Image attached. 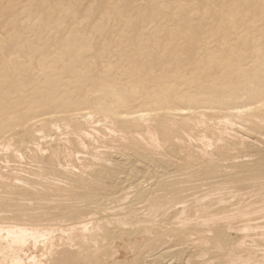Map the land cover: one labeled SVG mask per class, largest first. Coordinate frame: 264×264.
<instances>
[{
  "label": "rangeland",
  "instance_id": "374dc122",
  "mask_svg": "<svg viewBox=\"0 0 264 264\" xmlns=\"http://www.w3.org/2000/svg\"><path fill=\"white\" fill-rule=\"evenodd\" d=\"M229 49H232V50H229ZM263 67H264V0H0V145H1L0 146V183L2 182L0 185L1 186L0 189H2L0 190L1 191L0 194H2L3 192L4 194H2V197H4L3 195H5L3 199L2 197H0L1 199L0 200V217H1L0 220L1 219L7 220V221L13 220V221L22 222V223L24 222L31 223L35 221L33 223L52 224V225L55 224V226L57 225L59 226L60 224L62 226L63 223L64 225H67V223L76 224V221L74 220H77V223H78L80 220L84 218L88 220V222L92 219L90 221L92 224L89 222L90 226L88 225L90 229L91 227L92 228L95 227L94 225L97 223L101 225L102 223L103 225L104 223L105 225L108 223L106 226H108L109 228L111 227V229L113 230V229H116L115 224L118 223L117 221L121 219L122 223L121 222L120 223L123 227H121V225L118 223L117 225L118 226L120 225V226L117 227L116 229L118 230L119 228L118 230V232L120 231L119 234H112V235H116L117 237L116 238L114 236L108 237L106 239L107 241L106 240L102 241L106 247L102 245L103 247L100 249V252L98 253V256H97V258L99 259L96 258V260H99V261L93 260L92 264H104V263L105 264H113V263L114 264H118V263L119 264H133V262L134 264H142V263L143 264H152V263L153 264H166L167 261H168L167 264H172V263L178 264L179 263L178 260L180 261V264L182 262H183L182 264H186L185 263L186 260L188 261L187 263L189 264L190 262L191 264H200V263L205 264L204 260H206V258H208L207 260H209V258L212 259L213 256L214 258L212 260H209V262L206 260V264H209V263L210 264H223V263L229 264L227 262L229 261L228 259L231 257L230 255L234 256L236 255V253L241 254V256H243L244 258H247L246 256H248V258L251 257L250 258L251 262L248 261V264H252V263L264 264V260H262L264 259V257L263 256H262L263 258L260 257V255H264L262 254V252L264 253V248H263L264 232L262 231L264 229L261 228L262 229L261 230L259 228V224L260 226L262 224L264 228V220L261 219V217L264 218V215H263L264 200H262L264 199V193L261 190V189L264 190V187H263L264 185L263 177L264 176L262 173L264 172L262 171L264 170V157H263L264 138H262V136H264V129H263L264 128V123H263L264 116H262V114L264 113V105H262L264 104V101H263L264 100V86H263L264 85V68ZM260 84L263 87L261 86L260 88ZM258 86L260 89L256 88ZM252 87L254 89L255 88L258 89L257 91L255 90V92H253L254 98L252 97L253 93L250 91ZM252 91L254 90L252 89ZM258 91L262 93L263 95L259 94ZM245 92H247L248 94ZM195 98L196 100H198V102L195 100ZM209 99H210V104L212 106L210 104H206L209 101ZM247 99L248 100L251 99L250 101H253V103L250 101H247ZM205 100H207V102L204 103ZM212 100L213 102L216 101V105L213 102H211ZM217 101L221 106L217 105L218 104ZM221 101H224V103ZM243 102L247 104L245 106L248 107L250 104L252 107L250 108L249 106V108H247L243 106L244 105ZM196 104L198 107L195 106ZM199 104L200 106L206 105L204 106L206 108L204 107L199 108L200 107ZM240 104H242L241 108L245 107V110L239 109ZM233 105H235L236 107L230 108ZM255 105H257L256 108H255ZM174 106H175V109L177 108L180 109L183 106H184L183 107L184 109L187 108L186 111L188 113L185 116H183L184 120H183L182 115H181L182 118H180L181 120L179 119L180 115L173 116V113L175 112L176 114L177 113L176 111L178 110L177 109L175 111H172L174 110ZM189 106L190 108L191 107L193 108L188 109ZM215 106H216V109H215ZM194 107L196 108L194 109ZM233 108L238 109V112L236 109H233ZM109 109L110 111H112L111 114H113L114 112L113 118L110 115ZM148 109L149 110L152 109L149 112H153V110H155V112L157 113L151 114L148 112ZM136 110L138 111L143 110L141 114H144L145 112L146 116L140 115L141 117L140 116L138 117L140 112L138 113L136 112ZM107 111L109 113H106ZM242 111L249 113V115L247 113L244 114V112ZM84 112H87V113L91 112L89 113L90 117L91 115H94L96 118L92 116L93 121L91 119L90 122H85V120H82V119L83 118L85 119V116L83 117V115L87 113H84ZM167 112L169 114H167ZM197 112H199L200 115L199 114L196 115ZM253 112L256 113V115ZM117 113L119 114L117 115ZM127 113L129 114L127 115ZM251 113L254 114L259 120L258 119L253 120L254 118L252 117V120H253L252 121L250 119V116H254V115H252ZM131 114H134L133 116L134 117L136 116V118L132 117V120L129 121V119H131V116H132ZM155 114L159 116V117L157 116L158 117L157 122H156ZM219 114H223V115H219ZM238 114L240 115L242 114L240 116L241 118L238 116ZM246 114L247 116L244 117L243 115H246ZM152 115L154 117H152ZM224 115L225 116L227 115L228 121H225V117L224 118L222 117ZM228 115L232 119L229 118ZM235 115L236 117H234ZM257 115H259V117ZM73 116L74 118L75 117L76 118L75 119L72 118ZM205 116H207L208 118L206 119ZM64 117L66 119H64ZM77 117L80 119H78ZM160 117L163 118L164 121ZM170 117L172 118L174 117L175 120L173 119L172 121V118ZM220 117L223 120H220ZM100 118L104 120H101ZM209 118H212V119H209ZM133 119H136V120H133ZM144 119H148V120H145L146 121L145 124H144ZM153 119L154 121H152ZM170 119L173 125H169L171 124ZM233 120L234 122H232ZM66 121L70 124H68ZM79 121H81V123ZM160 121H162L164 124ZM218 121L220 123H217ZM229 121L231 123H229ZM65 122L68 125L67 128H66L67 125ZM83 122L87 124H84ZM226 122L228 123L226 124ZM253 122L257 126H254L252 124ZM259 122H261L260 125L262 123L263 124L260 126L257 124ZM200 123L201 125L205 124L207 128H205L204 125L198 126V124ZM232 123H233L232 127L234 129L231 128V126L230 127L228 126V124L231 125ZM149 124L152 126H150ZM189 124L190 125L192 124L191 125L192 127ZM216 124L218 126H216ZM224 124L227 126H225ZM244 124L247 127L241 128L244 126ZM220 125H221V128H219ZM240 125L242 126L240 127ZM75 126L76 128H74ZM147 126H150L153 128H150V127L147 128ZM164 126L165 127L167 126L169 129L167 127L165 128ZM196 126L198 129L196 128ZM223 126H224V129L222 128ZM200 127L202 129H207V130L202 131ZM235 127L237 128L239 127V129ZM79 128H81L82 130L80 129L79 131ZM215 128H218V129L216 130ZM229 128L232 131H230ZM257 128L258 129L260 128V130L263 129L262 130L263 132L258 130ZM235 129L238 134H236ZM243 129H246V130H243ZM75 130H76V133H75ZM153 130H155L156 132L154 131L155 132L154 133ZM169 130L170 132H173V133L172 134L169 133ZM73 131H74V134L71 133ZM89 131H91V134ZM93 131H95L96 133ZM145 131L149 132L151 136L153 135L152 137L156 139L155 144L149 143L147 136H150V134ZM222 131L223 132L226 131V135L225 133L222 134ZM85 132L87 133V135L85 134ZM164 132L165 134H167L166 136H164L165 135ZM227 132L228 133L231 132V134L233 132V134L235 135L233 136L231 134H228L229 135L228 136ZM241 132L242 134H240ZM256 132L257 134L260 133V137L258 134V136L256 135L257 137L253 136L254 137L253 139L251 135L256 134ZM79 133L81 134V136ZM246 133L249 135H247ZM261 133L263 135H261ZM134 134L139 139L137 137L134 138L135 137ZM221 134L223 135V137L225 136L226 137L225 138L222 137L223 138L222 139ZM239 134H240V137L238 136ZM90 135L92 136V138L90 137ZM141 135L142 136L144 135V136L142 137ZM88 136H89V139L91 138L90 140L86 139ZM241 136L243 138H241ZM208 137L211 140H209ZM219 138H221V140ZM142 139H144V142H142L143 141ZM145 139L149 144L145 141ZM158 139L160 140V142L158 141ZM240 139L244 141L245 143L242 142ZM75 140H76V143H75ZM253 140H256L257 142L256 141L254 142ZM7 141H8V144H7ZM80 141L81 142L84 141L83 142L84 144L81 143ZM223 141L226 143H224ZM77 142L79 143L78 146H77ZM229 142L233 146L231 145L232 148L229 149L230 151H227L228 149L227 148L225 149V147L230 146L228 145ZM236 142H238L239 144ZM13 143H15L16 145L14 144L13 146ZM145 143H147V145ZM37 144L38 145L40 144V146H38ZM215 144L219 145L218 148ZM223 144H225L226 146L225 145L222 146ZM250 144L253 146H250ZM144 145H146L147 148L149 147L148 145L154 146V148L156 146V148L153 150V147L150 146V150L149 148L146 149V147H144L145 148L144 149L142 147ZM238 145H240L239 146L240 148H242L244 145L245 147L240 149ZM10 146L11 147L13 146L15 149H17V150L14 149L16 154L14 151L11 152L13 148L11 150ZM258 146H259V149H258ZM55 147L57 149L59 148V150H57ZM82 147L83 149H81ZM52 148L54 149L52 150ZM36 149H39V150H36ZM205 149L207 152H205ZM260 149L262 150L260 151ZM250 150L253 152H250ZM17 152L19 154L21 152L20 157H17V155L19 156ZM54 152L56 153L58 152V153L56 154ZM67 152H68V155L66 154ZM96 152L97 154L101 155V157L96 156L95 155ZM252 153L253 155H255L256 158H257V154H259L258 156H260L261 154L262 155L256 159L254 158L253 155H251ZM54 154L55 156L53 157ZM248 154L249 156H246ZM203 155H205L204 157H202L203 160H201L202 158L199 159ZM214 156H215V159H214ZM211 157L214 159V161ZM207 158H208V162H207ZM250 159H253L258 164H255V162ZM70 160L72 162H70ZM238 161L240 162L242 161V162L240 163ZM247 161L249 162L247 163ZM210 162L212 163V166ZM220 162H222V164ZM235 162H238L237 165ZM249 163L253 164L254 166L251 165V167H249L250 166ZM218 164H220L219 167H217ZM245 164H248L249 166ZM64 165L68 168L64 167ZM257 165H259V167ZM242 166H245V167L242 168ZM104 168H106V170ZM258 168L261 170H259ZM108 169H110V171L111 169L113 171H116L117 174L116 172L111 171V173L113 172L112 174L114 176L110 175L109 174L110 171ZM214 169L217 171H215ZM107 170L109 172H107ZM96 171L98 175H95L97 174ZM253 172L257 173L256 176L258 178L250 175ZM100 173L103 175L105 173V175L100 176L99 175ZM259 174L261 176H259ZM115 175H117L119 178H117V176L115 177ZM18 176L21 178V181H20V178L18 179ZM77 176L78 178L82 177V179L79 180ZM140 176L141 178L142 177L143 178L140 179ZM2 177H4V179ZM106 177H109V179L111 177V179L115 181L111 182V180L107 179ZM16 178L18 180H14ZM49 179L51 180L49 181ZM58 179L64 182L59 183L60 181H58ZM125 179L127 180L125 181ZM56 180L58 182H56ZM120 180H123V181L121 182ZM134 180L136 184L133 183ZM10 181L11 182L13 181V183H11ZM102 181H105V182H102ZM106 181H108V183ZM261 181L262 183L259 184ZM22 182L24 183V185ZM41 182L44 184H41ZM65 182L67 184H65ZM109 182H111L110 186H109ZM25 183L28 187L25 186ZM30 183L32 185H30ZM45 183L49 185L51 184L52 189L50 188L49 185H46ZM52 183L58 184L56 186L57 188L59 186V189H57L55 184H52ZM70 183L71 184L73 183L72 184L73 186ZM113 183L116 185L115 186L116 188H117V185L118 187L119 186L121 187V188L120 187L117 188L118 189L117 192H115L116 188H114ZM37 184H39V186L40 185H43V186L37 187L38 186ZM63 184H65V186L67 185V187L65 188ZM77 184H80V185L77 186ZM258 184L261 185L262 187L261 186L259 187ZM7 185L10 186L11 189H9ZM70 185L72 186V188L75 186L74 189H72ZM123 185L124 186L127 185V186H125L124 188ZM136 185L138 187L135 188ZM29 186H32V188L34 186L37 190L36 189L33 190ZM61 186H64V187H61ZM68 186L71 189L68 190L69 188ZM79 186H82L83 188ZM255 186L257 187V190ZM16 187L20 189H17ZM42 187L43 188L46 187V189H51V190L56 188L57 190H59V192L60 191L61 192L57 194L58 193L57 190L55 192V190L54 191L46 190V189H43ZM84 187L86 188L84 189ZM217 187L220 188L221 190L217 189ZM41 188L44 190L43 192ZM62 188L64 191L62 190ZM79 188L83 192L84 190L88 189L87 192L89 196L86 195L87 194L86 191H85V194H83L82 191L79 192ZM91 188L93 189L89 190ZM130 188H132V190H130ZM113 189H115L113 191L115 194L112 192ZM10 190H12L13 192ZM98 190L101 191L100 192L101 194L99 193ZM105 190H107L106 194H105ZM123 190H127V191H123ZM138 190L139 191L141 190V191L139 192ZM235 190L237 191V194ZM252 190H255V191H252ZM34 191H35V194L38 193L35 196L32 195L34 194ZM109 191L111 192L107 194ZM127 192L128 193L130 192V193L127 194ZM208 192L211 195V197H209L211 199L208 198ZM229 192L231 194H229ZM234 192L236 194L235 198L233 197L235 195L233 194ZM9 193L11 195H8ZM40 193L41 195H39ZM61 193H62V196L64 194H68V195H65L64 197H62ZM121 193L126 194L129 197L127 196L125 197V195H122ZM212 193H214L215 195L213 194L214 196H212ZM217 193L218 195H216ZM219 193H222V194H219ZM240 193L246 195L243 197H245V199L247 200L243 201L244 198L242 200L241 199L242 196L240 198H237L238 200H236V197H239ZM55 194L60 195V196H57ZM72 194H74L73 198H72ZM96 195L99 197L101 196V197L99 198ZM136 195L137 197L140 195L139 196L140 198L138 197V199H136L135 197ZM203 195L205 197V201H203L202 199ZM226 195L228 198H226ZM11 196H13V199ZM66 196L67 198L68 197L69 198L65 199L66 202H64L65 200L62 198H66ZM76 196H78V198ZM229 196L233 197V199ZM254 196L255 198L253 199L252 197ZM260 196L263 198H261ZM17 197H19L20 201L17 200ZM21 197L26 198V199H23ZM50 197L55 198V199L52 198L54 202L55 200H57L58 202L63 201L65 204L63 203L64 204L63 205L61 202H59L62 205L59 207L60 204L57 201L55 202L56 204L53 201L52 202L49 201L51 200ZM197 197H199V200L202 199L201 200L202 202L197 199L199 202L197 201L198 203H196L195 200ZM200 197L202 198L200 199ZM213 197L216 200L213 199ZM14 198L17 200V203L14 202L15 200ZM30 198L33 201H31ZM120 198H121V201H122V198H124L123 201L125 203L121 204L122 202L120 201ZM126 198L127 200H125ZM248 198H250V200H248ZM27 199L30 200L29 202H33V203H30L29 205L30 212L28 210L29 207L27 203L24 202L25 200L28 202ZM35 199L37 200L36 202H34ZM38 199H40V201ZM92 199L94 202H92ZM257 199L258 200L261 199L260 202ZM75 200L77 203L75 202ZM102 200L103 202L101 203ZM217 200L219 204H217ZM222 200L224 202H222ZM239 200L241 203L238 202ZM98 201L101 204L97 203ZM152 201L156 202L155 207ZM225 201L226 203L227 202L228 203L226 204ZM232 201H235L237 206L239 205L241 207L240 208L239 206L237 207L236 204ZM246 201L248 202L251 201L249 202V204L247 203L250 207L246 204ZM118 202L121 205H119ZM148 202H150V206L152 205L151 206L152 209L148 205L149 204ZM211 202H213V204ZM230 202L232 204L234 203L235 206L234 204L232 205ZM255 202L261 203V204H258L255 206L253 204ZM19 203H21L22 206ZM47 203L48 205H51V206L49 207ZM51 203L52 204L54 203V204L52 205ZM66 203H69L71 207L69 206V204L66 205ZM103 203H106L107 205ZM112 203H116L117 205H119L118 206L119 208L117 206H114V207L111 206L112 207L111 209L108 208V206L111 205ZM184 203H185V206H187L186 208L184 206ZM189 203H192V204L190 205ZM202 203L205 204L204 207L206 206L209 210H204L207 208L201 207L203 206ZM6 204L10 206L8 207ZM16 204L19 205L18 206L19 208L17 207ZM41 204H42V207H40ZM196 204H198V206L203 208V210L200 207H198ZM209 204L212 207L215 205L213 207L214 211L213 209H210ZM216 204L221 206L222 208L216 207L217 206ZM23 205L27 207L24 208ZM46 205L48 209L45 211ZM56 205L62 209H59ZM166 205H167V209L169 208L168 211L164 209V207L166 208ZM169 205L170 206L172 205V207L170 208ZM246 205L248 206V208ZM64 206L66 209L64 208ZM103 206H105L106 208H104ZM120 206L122 207V209ZM161 206L162 207L164 206V207L162 208ZM196 206L198 208H196ZM233 207L235 208L233 209ZM257 207H259L258 210L256 209ZM32 208H33V211L31 210ZM69 208H72V209L74 208L75 211L74 209L72 210ZM78 208L81 210L79 211ZM149 208H150L151 213L149 212ZM188 208L190 211H188ZM199 208L201 211H199ZM226 208H227L226 210L227 216L224 215L225 211H222ZM236 208H238L237 214H236ZM14 209L17 211H14ZM18 209H20L21 211ZM22 209L26 211L24 212ZM38 209L41 212L43 211L42 213L44 215L40 213ZM53 209H55L56 212ZM58 209H59V212H58ZM64 209H65V212H63ZM157 209H160V210L156 212ZM179 209H184L186 215L189 216L190 219H193V220L190 221L189 217H187V219H185L186 223H185V220L179 221L180 218H179V215H177L178 214L177 210ZM67 210L68 211L71 210L73 212L71 213V211L68 212ZM152 210L153 212L155 211L156 214L155 212L152 213ZM247 210L248 211L251 210L252 212L249 211L250 215L245 213L247 215L246 217V215L244 214V211L246 212ZM254 210H256L255 212L259 211L260 214L262 213L261 214L262 216L258 215L259 212L254 213ZM3 211L6 214L3 213ZM7 211L14 213V214H10V213L8 214ZM31 211L35 213L32 214ZM49 211L50 212L53 211L51 212L52 214L48 213ZM163 211L165 212L167 211L166 215L164 214ZM219 211H222L223 213ZM128 212H130V214ZM132 212L134 213L137 212V215L133 214V216L135 215V217L139 215L138 217H136V219L140 218L139 219L140 221L141 220L143 221V219H146L143 221L146 223L141 224L142 223L141 221V223H139L141 225L140 226L137 223V221H139L138 219L136 221L133 220L134 217L131 215ZM205 212H206V215L207 213H209L208 214L209 216L208 215L206 216ZM212 212H215V214L213 213V215H217V214L218 215L213 216L211 214ZM239 212L243 214L240 215ZM54 213L57 216L53 215ZM111 213L112 214L114 213L117 216L114 214L111 215ZM123 213L124 214L126 213V215L123 216ZM197 213H199V215ZM58 214H59V217H58ZM102 214H104V217H106L105 220ZM145 214L148 215L149 217L152 214V216L148 218L147 216H145ZM194 214L195 215L197 214L198 217L199 216L200 217L202 216L203 218L207 217L210 220L213 217L214 219L215 217H218V216L221 217V215H223L222 217L224 219L226 217L227 219L222 220L223 222L222 223L220 221L222 217L221 219H219L220 217H218L217 221L216 219L215 220L212 219L213 221H209L207 220V218L206 219L204 218V220L202 217H201L202 219L200 217L197 218V215L196 217L193 218ZM1 215H4V216H1ZM14 215H16L17 217L16 216L14 217ZM51 215L56 216V217H53ZM130 215L132 218L130 217ZM169 215L170 217H168ZM235 215H240L241 218H238ZM243 215H245L244 218L246 220L243 218ZM248 215L250 218L248 217ZM30 216H33V217H30ZM50 216L54 218L55 222H52L54 220ZM114 216L118 218L120 217L122 218L116 219V217ZM141 216L143 217V219H141ZM228 216L230 217V219H228L229 218ZM34 217H35V220L33 219ZM152 217L154 218V220ZM176 217L178 218L179 222L177 221ZM231 217H234L233 218L234 221H231L232 219ZM22 218L24 222L21 220ZM26 218L28 220H26ZM96 218L98 219L96 220ZM128 218L132 219L133 225H135L134 223L136 222L135 227L133 225H132L133 227L131 226L132 224L130 223L131 220L130 222H127V225L125 224L126 220L129 221ZM161 218L162 220H160ZM37 219H38V222H37ZM151 219L153 220V222L149 221ZM170 219L171 220L173 219L171 223L174 225H172L171 223L169 224ZM194 219L195 220L199 219V220L194 221ZM253 219H254V222H252ZM256 219L257 220L259 219V221H257ZM260 219L261 221L263 220L262 223H259L261 222ZM71 220L73 222H71ZM248 220H251V222L249 221L250 223H247ZM92 221L95 222V224ZM188 221H190V223ZM203 221L205 224L208 223L206 225L207 227L205 226V224H203ZM225 221L226 223H224ZM227 221L231 223L230 224L228 223L227 225ZM242 221L244 222V226L242 225L243 224ZM245 221L247 224H249V227L245 226L247 225ZM182 222L185 224H182L183 226L181 225L182 227L181 226L179 227V224ZM194 222L196 224L197 222H200V223L196 225ZM256 222H258L257 227L255 226L257 225L255 224ZM128 223L130 225H128ZM153 223H155L156 225H160V227L154 226L155 224L153 225ZM168 224L170 225V227ZM186 224H189V225H186ZM192 224L193 225L195 224L197 227L193 226ZM201 224L204 226H202ZM239 224H241L244 228L239 229V226H238ZM253 224H255L254 227L257 228L256 231L259 229V231H257V234H255L256 231L255 233L253 232L255 228L253 231L248 230L251 227H252L251 229H253ZM125 225L127 228L124 227ZM162 225L163 227L165 225H168V227L167 228L164 227L165 228L164 230L162 229L163 228ZM241 225L240 227H242ZM145 226H146V231L144 229ZM150 227L152 228V230ZM231 227L233 228L230 229ZM121 228L123 229L121 230ZM128 228L130 229V231ZM136 228L141 229L142 233L139 232L140 230ZM159 228L161 229L162 232L160 231ZM172 228H174L175 230H178V232H176ZM208 228H210V230ZM237 228L243 231L239 232ZM127 229H128V234L127 233L125 234L123 231L127 232ZM222 229L224 230V232ZM233 229L237 231L235 232L233 231ZM244 229H247L249 232L247 230L244 231ZM169 230H173V231H169ZM184 230H186V232ZM193 230L197 233H195ZM202 230H203V233L204 232L205 233L199 235V232L201 233ZM206 230L209 233H207ZM211 230H212V233L210 232ZM216 230L218 231L216 232ZM113 231L117 232L115 230ZM136 231L139 233L138 235ZM153 231L156 232L157 235ZM131 232L134 236H137V238L139 239H141L143 236V238L140 241L141 243L140 242L138 243L140 245L137 244L139 239L136 238L138 240L136 241L135 237L132 234H130ZM173 232L174 233L176 232L177 235L176 233L174 234ZM243 232L244 233L246 232L245 233V235L247 234L246 237L243 234ZM120 233H123V235ZM170 233L171 235L173 234V237L175 239L170 235ZM188 233L189 234L192 233V234L189 235ZM193 233L196 234V236ZM210 233L212 234V236ZM223 233L225 234V236ZM234 233H237V234H234ZM167 234L170 235V237L169 236L167 237ZM213 234L215 236L216 234H219V236H216L217 237L216 238ZM118 235H120L122 238L118 237ZM124 235L125 236L128 235V237L131 238L130 243H129L130 241L129 238H127V236L126 238H124L125 237ZM253 235H257V236L254 237ZM151 236L152 238H150ZM183 236L185 238L187 237L189 239L188 241H190L191 243L193 242L194 244L189 243L186 240L187 238L185 239ZM199 236L201 238L200 240H199ZM201 236L203 237V239ZM221 236L222 238L219 239V237ZM238 236H240L241 241ZM242 236L243 238L244 237L245 238L244 239L241 238ZM249 236H250V239H249ZM252 236L254 237L253 240L255 239L254 241L252 240ZM163 237L166 238V240ZM176 237L181 238V239L180 240L178 238L176 239ZM195 237L199 242L195 241ZM229 237L231 239H229ZM260 237L263 241L260 239ZM120 238L121 239L124 238V240L128 239L129 244L127 243V241L126 242H124V240L121 241ZM159 238L162 240H160ZM256 238L258 240H256ZM118 239L121 241V242L119 241L120 244L122 242L125 243V244L122 243L121 245L119 244V247H120V251H119L120 254L118 255L119 257L116 256L115 253H113L112 246L108 247L111 245L113 241L117 242ZM143 239L148 243H145ZM154 239H155V242H154ZM222 239H224L225 242ZM98 240L100 242V239ZM157 240L158 241L160 240V242H158ZM201 240L208 241L207 242L208 244L206 243L205 245V242L204 241L202 242ZM215 240L216 241L222 240L224 243L222 244V241L216 243ZM156 241L158 242L157 244H156ZM237 241L238 243L239 241L240 243L246 242L244 245L247 244L248 247H245V249L243 250L244 248L243 244L239 245ZM255 241H257L256 243L259 246L255 243ZM174 242L175 243L182 242L183 244H181L182 245L181 246L179 245V243H177L179 245L178 246L177 244L175 245ZM249 242L250 244H248ZM160 243H164V245L162 244L164 247L160 245ZM195 243H197L196 246H195ZM233 243L235 244V247H236L235 250H232L234 252L231 251V249H234ZM57 244L60 245V247H57L58 245L56 246L57 250L54 251V253L50 257V260L48 259L46 261V262L49 261L48 264H66V263L70 264L71 256L73 257L78 256V260H76V258H72L74 259V262L75 260L77 261L76 263H72V264H81V263L83 264V261H84V264H86L87 259H85V255H86L85 250H82L84 251L82 253H80L81 251L76 252V253L74 252L75 254L74 256V254H72L73 252H70V251H73V249L75 250L74 248L75 246L72 247V250L70 249L71 246H69L70 247L69 249L67 247V253H66V250H65L66 246L64 248V246H62L64 245L63 243L62 245L60 243H57ZM155 244H156V247H155ZM173 244L175 248L172 247ZM231 244L233 245L230 246ZM251 244H254V245H251ZM145 245L147 246V248ZM219 245L221 246L220 248L217 247ZM224 245H227V246H224ZM256 245L258 246V248L261 246L263 250L261 247L260 249H258ZM144 246L145 248L143 250ZM159 246L163 248H160ZM177 246L179 247V249L177 248ZM223 246L227 247V251L229 249L231 253H229L230 251L227 252L226 250H224L225 248L222 249ZM237 246H240V248L241 246H243V248H241L240 250V248ZM251 246L254 247V249H252ZM168 247L171 248L172 251L167 252L168 254L167 255L165 254L166 250L167 251L170 250ZM201 247L203 250L201 249ZM215 247L217 249H215ZM155 248L156 249L160 248V249L155 251L154 250ZM172 248H174V252ZM198 248L200 251L198 250ZM249 248L251 251L248 250ZM137 249L142 250L143 252L142 251L138 252ZM149 249L155 251L156 253L155 252H154L155 254L151 253ZM181 249L184 253L181 251ZM254 250L256 251V253ZM257 250H259V252ZM107 251L108 252L110 251V254L107 253ZM121 251H123V253ZM202 251L204 253H207L206 256L203 255ZM55 252H57V254H55ZM127 252L131 254V255L129 254L130 257L128 256V254H126ZM145 252L146 253L149 252L152 257H150L149 253L147 256ZM70 253H71V256H70ZM198 253L202 257L198 256ZM222 253H223V256H222ZM226 253L228 254L226 255ZM252 253L254 255H252ZM123 254L126 255L129 259H131V261L128 262L129 260L128 258L122 259L123 258L122 256H124ZM136 254L137 255L140 254V255H138L137 257ZM220 254L222 257L220 256ZM105 255H107V257H105ZM141 255H143V258ZM113 256H116V257H113ZM135 256H136V261L134 260ZM80 257H81V260H80ZM195 257L196 258L199 257V258L196 259ZM217 257L219 258L215 259ZM253 257L254 259L256 258L258 262L256 260H252ZM108 258L109 260L107 261L109 262L107 261L103 262L105 261V259H108ZM118 258H121V259H118ZM140 259L142 260L140 261ZM221 259H223L224 261ZM210 261L211 262L213 261V262L211 263Z\"/></svg>",
  "mask_w": 264,
  "mask_h": 264
},
{
  "label": "bare ground",
  "instance_id": "6f19581e",
  "mask_svg": "<svg viewBox=\"0 0 264 264\" xmlns=\"http://www.w3.org/2000/svg\"><path fill=\"white\" fill-rule=\"evenodd\" d=\"M195 4H196V3H195ZM177 5H178V4H177ZM178 6H179V5H178ZM241 18H242V17H241ZM242 19H243V18H242ZM224 24H225V23H224ZM259 25H260V24H259ZM241 30H242V29H241ZM239 31H240V30H239ZM242 32H243V31H242ZM262 32H263V31H262ZM145 35H146V34H145ZM108 39H109V38H108ZM225 43H226V42H225ZM237 43H238V42H237ZM234 44H235V43H234ZM205 45H206V44H205ZM206 48H207V47H206ZM229 50H232V49H229ZM242 50H243V49H242ZM243 51H244V50H243ZM259 52H260V51H259ZM98 57H99V56H98ZM194 57H195V56H194ZM263 68H264V67H263ZM178 70H180V69H178ZM262 70H263V69H262ZM256 74H257V73H256ZM211 79H212V78H211ZM207 80H208V79H207ZM206 82H207V81H206ZM258 84H259V82H258ZM261 86H262V85L260 84V88H261ZM263 86H264V85H263ZM263 86H262V87H263ZM199 87H200V86H199ZM204 87H205V86H204ZM253 87H255V86H253ZM253 87H252V89H253L254 91H252V89H251V90L249 89L252 93L255 92V90H256V91L258 90V89H256V88H259V86L256 87L255 89H254ZM260 88H259V89H260ZM208 89H209V88H208ZM214 91H215V90H214ZM250 91H249V93H250ZM260 91H261V90H260ZM108 92H109V91H108ZM210 92H211V91H210ZM258 92H259V91H258ZM258 92H257V94H258ZM245 93H247V92H245ZM109 94H110V93H109ZM109 94H108V95H109ZM197 94H198V93H197ZM247 94H248V93H247ZM257 94H256V96H257ZM259 94H262V93L259 92ZM262 95H263V94H262ZM177 96H178V95H177ZM194 96H195V95H194ZM202 96H203V95H202ZM207 96H208V95H207ZM251 96H252V95H251ZM256 96H255V98H256ZM259 96H260V95H259ZM188 97H189V96H188ZM211 97H212V96H211ZM242 97H243V96H242ZM247 97H249V96H247ZM252 97L254 98V93H253V96H252ZM179 98H180V97H179ZM182 98H183V96H182ZM204 98H205V97H204ZM204 98H203V99H204ZM208 98H210V97H208ZM214 98H215V97H214ZM218 98H219V97H218ZM243 98H244V97H243ZM250 98H251V97H250ZM253 98H252V99H253ZM257 98H258V97H257ZM197 99H198V98H197ZM206 99H207V98H206ZM195 100H196V98H195ZM222 100H223V99H222ZM232 100H233V99H232ZM239 100H240V99H239ZM241 100H242V99H241ZM250 100H251V99H250ZM250 100L247 99V101H250ZM253 100H254V99H253ZM180 101H181V99H180ZM196 101L198 102V100H196ZM200 101H201V100H200ZM226 101H227V100H226ZM263 101H264V100H263ZM205 102H207V100H205L204 103H205ZM208 102H209V103H208ZM208 102H207L206 104H210V99H209ZM211 102H213V100H212ZM219 102H220V100H219ZM221 102L224 103V101H221ZM250 102L253 103V101H250ZM250 102H248V103H250ZM199 103H201V102H199ZM204 103H203V104H204ZM213 103L216 105V101H214ZM217 103H218V101H217ZM228 103H229V101H228ZM235 103H236V102H235ZM243 103H244V102H243ZM252 103H251V104H252ZM203 104H201V105H203ZM214 104H213V105H214ZM225 104H226V103H225ZM225 104H224V105H225ZM237 104H239V103H237ZM257 104H258V103H257ZM259 104H260V103H259ZM210 105H211V104H210ZM217 105L219 106L220 104L218 103ZM235 105H236V104H235ZM235 105H233V106H231V107L229 106V107H230V108H232V107H236ZM241 105H242V104H240V105H239L240 108H239V107H238V108H239V109H243V110H245V107H247V106H245V105H247V104L244 103L243 106H245V107H242V108H241ZM262 105H264V104H262ZM195 106L198 107L197 104H196ZM199 106H200V104H199ZM204 106H206V105H204ZM204 106H200L199 108L204 107ZM207 106H208V105H207ZM211 106H212V105H211ZM220 106H221V105H220ZM222 106H223V105H222ZM225 106H226V105H225ZM227 106H228V105H227ZM249 106H250V108L252 107L250 104H249ZM249 106H248L247 108H249ZM253 106H254V104H253ZM256 106H257V105H255V108H256ZM172 107H173V106H172ZM181 107H182V106H181ZM183 107H184V106H183ZM183 107L180 108V109L177 108V109H178V110H177V109H175V106H174V110H172V111L177 110V111H176L177 113L175 114V112H174V113H173V116H175V115H180V116H179V119L182 118L183 116H185V115L188 113V112L186 111V109H187L186 107H187V106L185 107L186 109H184ZM196 107H194V109H195ZM189 108H190V106L188 107V109H189ZM191 108H193V107H191ZM191 108H190V109H191ZM204 108H206V107H204ZM208 108H210V107H208ZM208 108H207V110H208ZM211 108H212V107H211ZM230 108H229V109H230ZM215 109H216V106H215ZM218 109H219V108H218ZM220 109H221V108H220ZM233 109H236V108H233ZM107 110H108V109H107ZM144 110H145V109H144ZM151 110H152V109H151ZM151 110L148 109V112L151 111ZM158 110H159V109H158ZM227 110H228V109H227ZM236 110H237V112H238V109H236ZM257 110H258V109H257ZM262 110H263V109H262ZM109 111H110V109H109ZM142 111H143V110H140V111L136 110V112H138V113L140 112L139 115H138V117H139L140 115H141V116H146V113H145V112H144V114H141ZM146 111H147V109H146ZM195 111H196V110H195ZM215 111H216V110H215ZM215 111H214V112H215ZM218 111H219V110H218ZM258 111H259V110H258ZM92 112H93V111H92ZM111 112H112V111H110V115H111L112 118H113V116H114V112H113V114H111ZM125 112H126V111H125ZM136 112H135V113H136ZM193 112H194V110H193ZM209 112H210V111H209ZM216 112H217V111H216ZM221 112H222V111H221ZM242 112H244V111H242ZM80 113H81V112H80ZM84 113H87V112H84ZM84 113H83V114H84ZM89 113H91V112H89ZM89 113L84 114L83 117L85 116V119L83 118L82 120H85V122H90L91 119H92V116H94V115H91V117H90V114H89ZM106 113H109V112L107 111ZM119 113H120V112H119ZM119 113H117V115H118ZM149 113L153 114V113H157V112H155V110H153V112H149ZM162 113H163V112H162ZM230 113H231V112H230ZM245 113H247V112H244V114H245ZM253 113H254V112H253ZM115 114H116V112H115ZM124 114H126V113H124ZM128 114H129V113H127V115H128ZM151 114H150V115H151ZM167 114H169V113L167 112ZM171 114H172V113H171ZM194 114H195V113H194ZM198 114L200 115L199 112L196 113V115H198ZM203 114H204V113H203ZM209 114H210V113H209ZM212 114H213V112H212ZM226 114H227V113H226ZM247 114L249 115V113H247ZM247 114H246V115H243V116L245 117V116H247ZM251 114H252V113H251ZM254 114L256 115V113H254ZM254 114H252V115H254ZM103 115H104V114H103ZM131 115H132V116H131V119H129V121L132 120V117H133V118H136V116H135V117L133 116L134 114H131ZM135 115H136V114H135ZM155 115H156L155 117H156V122H157V118H158L159 116H158L157 114H155ZM163 115H164V114H163ZM181 115H182V117H181ZM188 115H190V114H188ZM191 115H192V114H191ZM204 115H205V114H204ZM210 115H211V114H210ZM216 115H217V114H216ZM219 115H223V114H219ZM229 115H231V114H229ZM229 115H228V116H229ZM232 115H233V114H232ZM241 115H242V114H241ZM241 115L238 114L239 117H240ZM255 115H254V116H255ZM76 116H77V115H76ZM80 116H81V115H80ZM80 116H79V117H80ZM111 116H110V117H111ZM141 116H140V117H141ZM157 116H158V117H157ZM166 116H167V115H166ZM201 116H202V114H201ZM213 116H214V115H213ZM254 116H250V119L252 120V117H253V118H254L253 120H255V119L257 120L258 118H257L256 116H255V117H256V118H255ZM257 116L259 117V115H257ZM260 116H261V114H260ZM262 116H264V113L262 114ZM94 117H95V116H94ZM102 117H103V116H102ZM121 117H122V115H121ZM129 117H130V115H129ZM148 117H149V116H148ZM152 117H154V116L152 115ZM176 117H177V116H176ZM205 117H206V119L208 118L207 116H205ZM205 117H204V118H205ZM222 117H223V118L225 117V121H228V119H227V115H226V116L224 115V116H222ZM234 117H236V115H235ZM234 117H233V118H234ZM248 117H249V116H248ZM72 118H74V116H73ZM75 118H76V117H75ZM75 118H74V119H75ZM77 118H78V117H77ZM95 118H96V117H95ZM144 118H146V117H144ZM160 118H161V117H160ZM165 118H166V117H165ZM167 118H168V117H167ZM170 118H172V117H170ZM190 118H191V117H190ZM194 118H196V117H194ZM194 118H193V119H194ZM202 118H203V116H202ZM202 118H201V119H202ZM215 118H216V117H215ZM229 118H231V117L229 116ZM240 118H241V117H240ZM240 118H239V119H240ZM242 118H243V117H242ZM64 119H66V118L64 117ZM74 119H73V120H74ZM78 119H80V118H78ZM100 119H101V120H104V119H102V118H100ZM114 119H115V118H114ZM116 119H117V117H116ZM139 119H140V118H139ZM148 119H149V118H148ZM148 119H144V124L146 123L145 120H148ZM154 119H155V118H154ZM154 119H153L152 121H154ZM161 119H163V118H161ZM173 119L175 120L174 117L172 118V121H173ZM176 119H177V118H176ZM198 119H200V118H198ZM206 119H205V121H206ZM209 119H212V118H209ZM231 119H232V118H231ZM235 119H236V118H235ZM243 119H244V118H243ZM261 119H262V118H261ZM263 119H264V118H263ZM105 120H106V119H105ZM118 120H120V119H118ZM133 120H136V119H133ZM150 120H151V119H150ZM180 120H181V119H180ZM183 120H184V117H183ZM186 120H187V118H186ZM220 120H223V119H221V117H220ZM220 120H219V121H220ZM229 120H230V119H229ZM247 120H249V119H247ZM247 120H246V121H247ZM253 120H252V121H253ZM258 120H259V119H258ZM92 121H93V119H92ZM127 121H128V120H127ZM137 121H138V119H137ZM139 121H140V120H139ZM158 121H159V120H158ZM163 121H164V119H163ZM166 121H167V120H166ZM170 121H171V119H170ZM170 121H169V122H170ZM172 121H171V124H169V125H173V124H172ZM188 121H189V120H188ZM198 121H199V120H198ZM201 121H203V120H201ZM219 121H218L217 123H220ZM230 121H231V120H230ZM230 121H229V123H231ZM252 121H251V122H252ZM262 121H263V120H262ZM262 121H261V122H262ZM35 122H36V121H35ZM66 122H67V121H66ZM66 122H65V123H66ZM76 122H77V120H76ZM79 122L81 123V121H79ZM85 122H83V123H84V124H87V123H85ZM142 122H143V121H142ZM150 122H151V121H150ZM156 122H155V123H156ZM160 122H162V121H160ZM192 122H193V121H192ZM196 122H197V120H196ZM215 122H216V121H215ZM232 122H234V120H233ZM261 122H259V123H257V124L260 125ZM61 123H62V122H61ZM65 123H64V124H65ZM67 123H68V122H67ZM67 123H66V125H67ZM83 123H82V124H83ZM135 123H136V122H135ZM137 123H139V122H137ZM162 123H163V122H162ZM162 123H161V124H162ZM205 123H206V122H205ZM213 123H214V122H213ZM227 123H228V122H226V124H227ZM244 123H245V122H244ZM263 123H264V121H263ZM263 123H262V124H263ZM54 124H55V123H54ZM54 124H53V125H54ZM57 124H58V123H57ZM68 124H70V123H68ZM147 124H148V123H147ZM163 124H164V123H163ZM194 124H195V122H194ZM222 124H223V122H222ZM252 124H253L254 126H257L256 124H254V122H253ZM252 124H251V125H252ZM262 124H261V125H262ZM62 125H63V124H62ZM149 125H150V124H149ZM167 125H168V124H167ZM187 125H188V124H187ZM189 125H190V124H189ZM191 125H192V124H191ZM191 125H190V126H191ZM196 125H197V123H196ZM199 125H201V123L198 124V126H199ZM203 125L205 126V124H203ZM203 125H201V126H203ZM207 125H208V123H207ZM224 125H225V124H224ZM232 125H233V123H232L231 125L228 124L229 127L231 126V128H233ZM251 125H250V126H251ZM261 125H260V126H261ZM54 126H55V125H54ZM63 126H64V125H63ZM70 126H71V125H70ZM82 126H83V125H82ZM145 126H146V125H145ZM150 126H152V125H150ZM150 126H147V128L150 127ZM209 126H210V125H209ZM212 126H213V125H212ZM214 126H215V125H214ZM216 126H218V125L216 124ZM225 126H227V125H225ZM235 126H236V125H235ZM241 126H242V125H240V127H241ZM248 126H249V124H248ZM260 126H259V127H260ZM55 127H56V126H55ZM58 127H59V125H58ZM67 127H68V125L66 126V128H67ZM78 127H79V125H78ZM89 127H90V126H89ZM104 127H105V126H104ZM164 127H165V126H164ZM166 127H167V126H166ZM166 127H165V128H166ZM191 127H192V126H191ZM245 127H247V126H245V124H244V126L241 127V128H245ZM62 128H63V127H62ZM74 128H76V126H75ZM81 128H82V127H81ZM81 128H79V131H80ZM145 128H146V127H145ZM150 128H153V127H150ZM150 128H149V129H150ZM167 128H168V127H167ZM196 128H197V126H196ZM196 128H195V129H196ZM200 128H201V127H200ZM205 128H207V127L205 126ZM209 128H210V127H209ZM211 128H212V127H211ZM219 128H221V125L219 126ZM222 128L224 129V126H223ZM225 128H226V127H225ZM235 128H237V127H235ZM56 129H57V128H56ZM84 129H85V128H84ZM92 129H93V128H92ZM92 129H91V130H92ZM168 129H169V128H168ZM197 129H198V128H197ZM201 129H202V128H201ZM215 129L217 130L218 128H215ZM229 129H230V128H229ZM233 129H234V128H233ZM237 129H239V127H238ZM246 129H247V128H246ZM246 129H243V130H246ZM252 129H253V128H252ZM257 129H258V128H257ZM263 129H264V128H263ZM263 129L260 130V128H259L258 130L262 131ZM73 130H74V129H73ZM77 130H78V129H77ZM81 130H82V129H81ZM87 130H88V129H87ZM140 130H141V129H140ZM144 130H146V129H144ZM150 130H151V129H150ZM173 130H174V128H173ZM203 130H207V129H202V131H203ZM216 130H215V131H216ZM227 130H228V129H227ZM71 131H72V130H71ZM85 131H86V130H85ZM154 131H155V130H153V132H154ZM165 131H166V129H165ZM230 131H232V130L230 129ZM240 131H241V130H240ZM87 132H88V131H87ZM89 132H90V134H91V131H89ZM93 132H95V131H93ZM93 132H92V133H93ZM145 132H147V131H145ZM151 132H152V131H151ZM155 132H156V131H155ZM155 132H154V133H155ZM167 132H168V131H167ZM167 132H166V133H167ZM210 132H211V130H210ZM220 132H221V130H220ZM233 132H234V131H233ZM233 132H232V134H231V132H230V133L227 132V135H228V134H231V135L234 136L235 134H233ZM235 132H236V134H238L237 131H236V129H235ZM258 132H259V131H258ZM262 132H263V131H262ZM71 133L74 134V131L71 132ZM71 133H70V134H71ZM75 133H76V130H75ZM77 133H78V131H77ZM81 133H82V132H81ZM95 133H96V132H95ZM95 133H94V134H95ZM147 133H149V132H147ZM154 133H153V134H154ZM157 133H158V132H157ZM161 133H162V132H161ZM169 133L172 134L173 132H170V130H169ZM212 133H213V132H212ZM223 133H225V135H226V131H225V132L222 131V134H223ZM254 133H255V131H254ZM37 134H38V133H37ZM64 134H65V133H64ZM79 134H80V133H79ZM83 134H84V133H83ZM85 134L87 135L86 132H85ZM145 134H146V133H145ZM149 134H150V133H149ZM164 134H165V132H164ZM197 134H199V133H197ZM204 134H205V133H204ZM218 134H220V133H218ZM218 134H217V135H218ZM222 134H221V138L223 137ZM240 134H242V132H241ZM240 134L238 135L239 137H240ZM246 134H247V133H246ZM258 134H259V137H260V133H258ZM258 134H257V132H256V134L251 135V136H252V138L254 139V137H255L256 135L258 136ZM88 135H89V133H88ZM92 135H93V134H92ZM114 135H115V134H114ZM159 135H160V134H159ZM162 135H163V134H162ZM166 135H167V134H165L164 136H166ZM169 135H170V134H169ZM169 135H168V136H169ZM200 135H201V134H200ZM247 135H249V134H247ZM261 135H263V134L261 133ZM47 136H48V135H47ZM75 136H76V135H75ZM80 136H81V134H80ZM84 136H85V135H84ZM110 136H111V135H110ZM132 136H133V135H132ZM134 136H135V137H134ZM134 136H133L134 138L137 137L135 134H134ZM141 136H142V135H141ZM143 136H144V135H143ZM143 136H142V137H143ZM145 136H146V135H145ZM152 136H153V135H152ZM152 136H151V134H150V136H147L148 141H149L150 144H155V143H156V139L153 138ZM154 136H155V135H154ZM156 136H157V134H156ZM168 136H167V137H168ZM173 136H174V135H173ZM173 136H171V137H173ZM211 136H212V135H211ZM228 136H229V135H228ZM236 136H237V135H236ZM238 136H237V137H238ZM253 136H254V137H253ZM257 136H256V137H257ZM36 137H37V136H36ZM59 137H60V136H59ZM85 137H86V136H85ZM85 137H83V138H85ZM90 137L92 138L91 135H90ZM177 137H179V136H177ZM203 137H204V136H203ZM225 137H226V136H225ZM225 137H223V138H225ZM230 137H231V136H230ZM67 138H68V137H67ZM91 138H90V139H91ZM122 138H123V137H122ZM129 138H130V137H129ZM134 138H133V139H134ZM137 138H138V137H137ZM217 138H218V136H217ZM221 138H219V139L221 140ZM223 138H222V139H223ZM228 138H229V137H228ZM241 138H243V137L241 136ZM247 138H248V137H247ZM262 138H264V136H262ZM61 139H62V138H61ZM86 139H89V136H88ZM90 139H89V140H90ZM101 139H102V138H101ZM120 139H121V137H120ZM131 139H132V138H131ZM138 139H139V138H138ZM201 139H202V138H201ZM208 139H209V137H208ZM214 139H215V138H214ZM226 139H227V138H226ZM231 139H232V138H231ZM234 139H235V138H234ZM244 139H245V137H244ZM76 140H77V139H76ZM76 140H75V143H76ZM82 140H83V139H82ZM142 140H143L142 142H144V139H142ZM172 140H173V138H172ZM203 140H204V138H203ZM209 140H211V139H209ZM224 140H225V139H224ZM237 140H238V139H237ZM240 140H241V139H240ZM247 140H249V139H247ZM250 140H252V139H250ZM9 141H10V140H9ZM84 141H85V140H84ZM84 141H82V142L80 141V142L83 143ZM86 141H87V140H86ZM145 141H146V139H145ZM158 141L160 142L159 139H158ZM217 141H218V140H217ZM225 141H226V140H225ZM228 141H229V140H228ZM231 141H232V140H231ZM233 141H234V140H233ZM241 141H242V140H241ZM253 141L255 142L256 140H253ZM23 142H24V141H23ZM67 142H68V141H67ZM146 142H147V141H146ZM175 142H176V141H175ZM204 142H205V140H204ZM208 142H209V141H208ZM214 142H215V141H214ZM223 142H224V141H223ZM239 142H240V141H239ZM242 142H244V141H242ZM256 142H257V141H256ZM263 142H264V141H263ZM5 143H6V142H5ZM9 143H10V142H9ZM11 143H12V142H11ZM147 143H148V142H147ZM147 143H145V144L147 145ZM149 143H148V144H149ZM157 143H158V142H157ZM215 143H216V142H215ZM224 143H226V142H224ZM232 143H233V142H232ZM236 143H238V142H236ZM244 143H245V142H244ZM246 143H247V142H246ZM252 143H253V142H252ZM7 144H8V141H7ZM7 144H6V145H7ZM14 144H15V143H13V146H14ZM78 144H79V143L77 142V146H78ZM83 144H84V143H83ZM142 144H143V143H142ZM203 144H204V143H203ZM208 144H209V143H208ZM227 144H228V143H227ZM238 144H239V143H238ZM240 144H241V143H240ZM11 145H12V144H11ZM15 145H16V144H15ZM37 145H38V144H37ZM138 145H140V144H138ZM146 145H144V146H142V147L144 148V147H146ZM156 145H157V144H156ZM160 145H161V144H160ZM215 145H216V144H215ZM224 145H225V144H223L222 146H224ZM228 145L231 146L232 144L229 142ZM228 145H227V146H228ZM236 145H237V144H236ZM236 145H234V146H236ZM242 145H243V144H242ZM242 145H241V146H242ZM245 145H246V144H245ZM245 145H244L243 147H245ZM0 146H1V145H0ZM13 146H12V147L10 146L11 150H12V148H13V150H12L11 152H13L14 149H15ZM38 146H40V144H39ZM148 146H149L148 148H149V150H150V146H151V145H148ZM157 146H158V145H157ZM205 146H206V145H205ZM216 146H217V148H218L219 145H216ZM222 146H221V147H222ZM225 146H226V145H225ZM230 146H228V147H230ZM232 146H233V145H232ZM232 146H231L230 148L225 147V149L227 148V149H228L227 151H230L229 149H231ZM239 146H240V145H238V147H239ZM250 146H253V145L250 144ZM255 146H256V145H255ZM263 146H264V145H263ZM3 147H4V146H3ZM3 147H2V148H3ZM15 147H16V146H15ZM57 147H58V146H57ZM151 147H153V150L156 148V146H155V148H154V146H151ZM158 147H159V146H158ZM158 147H157V148H158ZM207 147H208V146H207ZM207 147H206V148H207ZM243 147H242V148H243ZM4 148H5V147H4ZM8 148H9V147H8ZM38 148H40V147H38ZM44 148H45V147H44ZM55 148H56V147H55ZM60 148H61V147H60ZM78 148H79V147H78ZM148 148L146 147V149H148ZM202 148H203V147H202ZM239 148H240V147H239ZM242 148H240V149H242ZM34 149H35V147H34ZM53 149H54V148H52V150H53ZM56 149H57V148H56ZM81 149H83V147H82ZM144 149H145V148H144ZM203 149H204V148H203ZM222 149H223V148H222ZM248 149H249V147H248ZM248 149H247V150H248ZM252 149H253V148H252ZM252 149H251V150H252ZM258 149H259V146H258ZM15 150H17V149H15ZM20 150H21V149H20ZM36 150H39V149H36ZM36 150H35V151H36ZM43 150H44V149H43ZM57 150H59V148H58ZM60 150H61V149H60ZM156 150H157V149H156ZM251 150H250V152H253V151H251ZM261 150H262V149H260V151H261ZM46 151H47V150H46ZM208 151H209V150H208ZM220 151H221V150H220ZM227 151H225V152H227ZM235 151H236V149H235ZM255 151H256V150H255ZM257 151H258V150H257ZM14 152H15V151H14ZM38 152H39V151H38ZM98 152H99V151H98ZM205 152H207L206 149H205ZM231 152H232V151H231ZM240 152H241V150H240ZM17 153H18V152H17ZM41 153H42V152H41ZM54 153H56V152H54ZM57 153H58V152H57ZM57 153H56V154H57ZM63 153H64V152H63ZM78 153H79V152H78ZM208 153H209V152H208ZM261 153H262V152H261ZM263 153H264V151H263ZM15 154H16V152H15ZM15 154H14V155H15ZM18 154H19V153H18ZM50 154H51V153H50ZM66 154L68 155V152H67ZM66 154H65V155H66ZM171 154H172V153H171ZM200 154H201V153H200ZM202 154H203V153H202ZM226 154H228V153H226ZM20 155H21V152H20L19 156L17 155V157H20ZM67 155H66V156H67ZM95 155L101 157V155L97 154V152H96ZM219 155H220V153H219ZM221 155H222V153H221ZM251 155H253V153H252ZM258 155H259V154H257V158L260 157L262 154H261L260 156H258ZM54 156H55V154L53 155V157H54ZM56 156H57V155H56ZM69 156H70V155H69ZM131 156H132V155H131ZM204 156H205V155L201 156L200 158H199V156H198V158L201 159V158L204 157ZM229 156H230V154H229ZM246 156H249V154L246 155ZM253 156H254V158H256L255 155H253ZM71 157H72V156H71ZM99 157H98V158H99ZM216 157H217V155H216ZM251 157H252V156H251ZM263 157H264V154H263ZM57 158H58V157H57ZM68 158H69V157H68ZM143 158H144V157H143ZM211 158H212V157H211ZM233 158H234V157H233ZM254 158H253V159H254ZM257 158H256V159H257ZM15 159H16V158H15ZM76 159H77V158H76ZM99 159H100V158H99ZM152 159H153V158H152ZM199 159H198V160H199ZM209 159H210V158H209ZM212 159H213V158H212ZM214 159H215V156H214ZM214 159H213V161H214ZM219 159H220V158H219ZM219 159H218V161H219ZM253 159H250V160H253ZM77 160H78V159H77ZM102 160H103V159H102ZM201 160H203V158H202ZM210 160H211V159H210ZM224 160H225V159H224ZM181 161H182V160H181ZM204 161H206V160H204ZM211 161H212V160H211ZM253 161H254V160H253ZM70 162H72V161L70 160ZM207 162H208V158H207ZM207 162H206V164H207ZM238 162H240V161H238ZM238 162H235L236 165H237ZM241 162H242V161H241ZM241 162H240V163H241ZM248 162H249V161H247V163H248ZM250 162H252V161H250ZM254 162H255V164H258V163H256V161H254ZM254 162H253V163H254ZM262 162H263V161H262ZM57 163H58V161H57ZM105 163H106V162H105ZM152 163H153V162H152ZM210 163H211V162H210ZM220 163L222 164V162H220ZM64 164H65V163H64ZM68 164H69V163H68ZM99 164H100V163H99ZM231 164H232V163H231ZM249 164H250V163H249ZM56 165H57V164H56ZM60 165H61V164H60ZM69 165H70V164H69ZM108 165H109V164H108ZM121 165H122V164H121ZM191 165H192V164H191ZM215 165H216V164H215ZM242 165H244V164H242ZM245 165H248V164H245ZM251 165L254 166L253 164H250V166H249V165H248V166L251 167ZM57 166H58V165H57ZM102 166H103V164H102ZM211 166H212V163H211ZM219 166H220V164L217 165V167H219ZM257 166L259 167V165H257ZM260 166H261V165H260ZM45 167H46V166H45ZM64 167H66V166L64 165ZM64 167H63V168H64ZM82 167H83V166H82ZM206 167H207V166H206ZM240 167H241V165H240ZM244 167H245V166H242V168H244ZM261 167H262V166H261ZM66 168H68V167H66ZM76 168H77V167H76ZM100 168H101V167H100ZM106 168H107V167H106ZM106 168H104V169L106 170ZM110 168H111V167H110ZM122 168H123V167H122ZM215 168H216V167H215ZM246 168H247V167H246ZM253 168H254V167H253ZM58 169H59V168H58ZM60 169H61V168H60ZM64 169H65V168H64ZM64 169H63V170H64ZM102 169H103V167H102ZM114 169H115V168H114ZM211 169H212V168H211ZM218 169H219V168H218ZM251 169H252V168H251ZM258 169H259V168H258ZM96 170H97V169H96ZM108 170L110 171V169H108ZM108 170H107V172H109ZM214 170H215V169H214ZM224 170H225V169H224ZM259 170H261V169H259ZM65 171H66V170H65ZM68 171H69V170H68ZM71 171H72V170H71ZM100 171H101V170H100ZM103 171H104V170H103ZM111 171H113V170L111 169ZM111 171L109 172V174L112 175V176H114L112 173H113V172H116V171H113L112 173H111ZM117 171H118V170H117ZM119 171H120V170H119ZM170 171H171V170H170ZM210 171H211V170H210ZM215 171H217V170H215ZM262 171H264V170H262ZM66 172H67V171H66ZM66 172H65V173H66ZM80 172H81V171H80ZM98 172H99V170H98ZM220 172H221V171H220ZM250 172H251V171H250ZM96 173H97V171H96ZM239 173H240V172H239ZM262 173H263V176H264V172H262ZM91 174H92V173H91ZM93 174H94V172H93ZM116 174H117V172H116ZM131 174H132V173H131ZM172 174H173V173H172ZM209 174H210V173H209ZM253 174H254V175H253ZM256 174H257V173H254V172H253V173H251L250 175L257 177ZM95 175H98V173L95 174ZM99 175L102 176L103 174L100 173ZM104 175H105V173H104ZM104 175H103V176H104ZM128 175H129V174H128ZM229 175H230V174H229ZM75 176H76V175H75ZM116 176H117V175H115V177H116ZM118 176H119V174H118ZM118 176H117V178H119ZM143 176H144V175H143ZM246 176H247V175H246ZM259 176H261V175L259 174ZM144 177H145V176H144ZM206 177H207V176H206ZM208 177H209V176H208ZM225 177H226V176H225ZM250 177H251V176H250ZM2 178L4 179V177H2ZM19 178H20V177L18 176V179H19ZM77 178H78V176H77ZM102 178H103V177H102ZM102 178H101V180H102ZM106 178L109 179V177H106ZM106 178H105V179H106ZM117 178H116V179H117ZM123 178H124V177H123ZM123 178H122V179H123ZM136 178H137V177H136ZM136 178H135V179H136ZM142 178H143V177H142ZM142 178H141V176H140V179H142ZM257 178H258V177H257ZM263 178H264V177H263ZM3 179H2V180H3ZM18 179L16 178V179H14V180H18ZM55 179H57V178H55ZM78 179L80 180V179H82V177H81V178H78ZM127 179H128V178H127ZM127 179H125V181H126ZM254 179H255V178H254ZM254 179H253V180H254ZM260 179H261V177H260ZM8 180H9V179H8ZM14 180H13V181H14ZM24 180H25V179H24ZM24 180H23V182H24ZM26 180H28V179H26ZM29 180H30V179H29ZM36 180H37V179H36ZM50 180H51V179H49V181H50ZM99 180H100V179H99ZM109 180H111V182L113 181V180L111 179V177H110ZM109 180H108V181H109ZM123 180H124V179H123ZM123 180H120V181L122 182ZM4 181H5V180H4ZM13 181H12V182L10 181V182L13 183ZM20 181H21V178H20ZM37 181H38V180H37ZM43 181H44V180H43ZM46 181H47V180H46ZM49 181H48V182H49ZM58 181H60L59 183L62 182V181L59 180V179H58ZM58 181L56 180V182H58ZM108 181H106V182L108 183ZM114 181H115V180H114ZM114 181H113V182H114ZM138 181H139V180H138ZM23 182H22V183H23ZM25 182H26V181H25ZM54 182H55V181H54ZM63 182H64V181H63ZM63 182H62V183H63ZM76 182H77V181H76ZM79 182H80V181H79ZM91 182H92V181H91ZM102 182H105V181H102ZM111 182H109V186L111 185V184H110ZM116 182H117V181H116ZM121 182H120V184H121ZM145 182H146V181H145ZM1 183H2V182H1ZM1 183H0V185H1ZM11 183H10V184H11ZM17 183H18V181H17ZM26 183H27V182H26ZM26 183H25V186H27ZM77 183H78V182H77ZM82 183H83V182H82ZM100 183H101V182H100ZM107 183H105V184H107ZM126 183H127V182H126ZM133 183L136 184L135 180H134ZM217 183H218V182H217ZM257 183H258V182H257ZM261 183H262V181H261L259 184H261ZM10 184H9V185H10ZM39 184H40V183H39ZM39 184H37V185H38L37 187L43 186V185H40V186H39ZM41 184H44V183L41 182ZM45 184H46V183H45ZM52 184H55V183H52ZM65 184H67V183L65 182ZM65 184H63V185L65 186ZM70 184H71V183H70ZM72 184H73V183H72ZM72 184H71V185H72ZM88 184H89V183H88ZM98 184H99V183H98ZM117 184H118V183H117ZM124 184H125V183H124ZM140 184H141V183H140ZM208 184H209V183H208ZM255 184H256V183H255ZM259 184H258V185H259ZM263 184H264V183H263ZM3 185H4V184H3ZM3 185H2V186H3ZM23 185H24V183H23ZM28 185H29V184H28ZM30 185H32V184L30 183ZM33 185H34V184H33ZM46 185H49V184H46ZM56 185H58V184H55V186H56ZM71 185H70V187L72 188L73 185H72V186H71ZM75 185H76V184H75ZM78 185H80V184H77V186H78ZM99 185H100V184H99ZM113 185H114V188H116V187H115L116 185H115L114 183H113ZM113 185H112V186H113ZM127 185H128V184H127ZM127 185H125V186H127ZM131 185H132V184H131ZM131 185H130V186H131ZM7 186H8V185H7ZM7 186H6V187H7ZM49 186H50V188L52 187L51 184H50ZM55 186H54V187H55ZM64 186H61V187H64ZM82 186H83V185H82ZM82 186H79V187L83 188ZM123 186H124V185H123ZM125 186H124V188H125ZM128 186H129V185H128ZM181 186H182V185H181ZM220 186H221V185H220ZM256 186H257V185H256ZM256 186H255V187H256ZM260 186H261V185H259V187H260ZM0 187H1V186H0ZM27 187H28V186H27ZM29 187L32 188V186H29ZM46 187H47V186H46ZM46 187H44V188L42 187V188H43V189H46ZM66 187H67V185L65 186V188H66ZM68 187H69V186H68ZM70 187L68 188V190L71 189ZM74 187H75V186H74ZM74 187H73L72 189H74ZM90 187H91V186H90ZM99 187H100V186H99ZM99 187H98V188H99ZM119 187H120V186H119ZM119 187H118V185H117V188H119ZM131 187H132V186H131ZM136 187H138V186L136 185L135 188H136ZM179 187H180V186H179ZM261 187H262V186H261ZM263 187H264V185H263ZM2 188H3V187H2ZM8 188L11 189L10 186H8ZM12 188H13V187H12ZM16 188H17V187H16ZM24 188H25V187H24ZM42 188H41V189H42ZM48 188H49V187H48ZM56 188H57V186H56ZM56 188L53 189V190H51L52 188H51V189H46V190H51V191H54V190H55V192H56V190L59 189V186H58L57 189H56ZM65 188H64V189H65ZM85 188H86V187H84V189H85ZM93 188H94V187H93ZM93 188H91V189H89V190H92ZM96 188H97V187H96ZM101 188H102V187H101ZM117 188H116V190L113 189L112 192H113L114 190H115V192H117V191H118ZM120 188H121V187H120ZM127 188H128V187H127ZM132 188H133V187H132ZM132 188H130V190H132ZM9 189H7V190H9ZM17 189H20V188H17ZM32 189L35 190L36 188L33 186ZM38 189H39V188H38ZM43 189H42V192L44 191ZM75 189H76V188H75ZM111 189H112V188H111ZM122 189H123V188H122ZM143 189H144V188H143ZM143 189H141V190H143ZM217 189L221 190V189L218 188V187H217ZM222 189H223V188H222ZM229 189H230V188H229ZM260 189H261V188H260ZM0 190H2V189H0ZM15 190H16V189H15ZM28 190H29V188H28ZM28 190H27V191H28ZM36 190H37V189H36ZM39 190H40V189H39ZM46 190H45V191H46ZM60 190H61V188H60ZM62 190H63V188H62ZM77 190H78V189H77ZM87 190H88V189H87ZM87 190H84V192H83V191L80 190V188H79V192L82 191L83 194H85V191L87 192ZM100 190H101V189H100ZM141 190H140V191H141ZM176 190H177V189H176ZM227 190H228V189H227ZM232 190H233V189H232ZM246 190H247V189H246ZM256 190H257V187H256ZM261 190H262V192L264 193V190H263V189H261ZM261 190H260V191H261ZM10 191H12V190H10ZM18 191H19V190H18ZM51 191H50V192H51ZM57 191H58L57 194H59V193L61 192V191L59 192V190H57ZM63 191H64V190H63ZM63 191H62V193H63ZM65 191H66V190H65ZM98 191H99V190H98ZM119 191H120V189H119ZM121 191H122V190H121ZM123 191H127V190H123ZM138 191H139V190H138ZM140 191H139V192H140ZM214 191H215V190H214ZM235 191H236V190H235ZM252 191H255V190H252ZM258 191H259V190H258ZM12 192H13V191H12ZM12 192H11V193H12ZM15 192H16V191H15ZM19 192H20V191H19ZM37 192H39V191H37ZM72 192H73V191H72ZM75 192H76V191H75ZM75 192H74V193H75ZM79 192H78V193H79ZM82 192H81V193H82ZM96 192H97V191H96ZM100 192H101V191H99V193H100ZM106 192H107V190H105V194H106ZM110 192H111V191H109L107 194H109ZM131 192H132V191H131ZM136 192H137V191H136ZM136 192H135V193H136ZM212 192H213V191H212ZM227 192H228V191H227ZM230 192H231V191H230ZM230 192H229V194L232 193V192H231V193H230ZM262 192H261V193H262ZM0 193H1V191H0ZM26 193H28V192H26ZM62 193H61V196H62ZM67 193H68V192H67ZM69 193H71V192H69ZM91 193H92V192H91ZM113 193H114V192H113ZM118 193H119V192H118ZM125 193H126V192H125ZM129 193H130V192H129ZM129 193L127 192V194H129ZM135 193H134V194H135ZM171 193H172V192H171ZM210 193H211V192H210ZM261 193H259V194H261ZM263 193H262V194H263ZM2 194H4V193L2 192ZM2 194H0V195H1L0 197H2ZM12 194H13V193H12ZM37 194H38V193L35 194V191H34V194H32V195L35 196V195H37ZM52 194H53V193H52ZM52 194H51V195H52ZM57 194H55V195H57ZM79 194H80V193H79ZM79 194H78V195H79ZM83 194H82V195H83ZM100 194H101V193H100ZM102 194H103V193H102ZM114 194H115V193H114ZM114 194H113V195H114ZM121 194H122V193H121ZM157 194H158V193H157ZM213 194H214V193H212V196L215 195V194H214V195H213ZM219 194H222V193H219ZM227 194H228V193H227ZM233 194H235V192H234ZM236 194H237V191H236ZM236 194H235L234 196H233V195H232V196L235 198ZM241 194H242V193H240V196H239V197H236V200H238L237 198H240L241 196H242V198H241L242 200H243V198H244L243 201L247 200V199H245V197H243V196H246V195H244V194L241 195ZM248 194H249V193H248ZM8 195H11V194L9 193ZM8 195H7V196H8ZM15 195H16V194H15ZM15 195H14V196H15ZM39 195H41V193H40ZM39 195H38V196H39ZM47 195H48V194H47ZM55 195H54V196H55ZM65 195H68V194H64L62 197H64ZM73 195H74V194H72V198H73ZM86 195L89 196V195H88V192H87ZM113 195H112V196H113ZM122 195H125V197L127 196L126 194H122ZM137 195H138V194H137ZM137 195L135 196L136 199H138V197L140 196V195H139V196L137 197ZM200 195H201V194H200ZM204 195H205V194H204ZM204 195L202 196L203 198L200 197V199L202 198L203 201H205V197H204ZM216 195H218V193H217ZM249 195H250V194H249ZM249 195H248V196H249ZM3 196L5 197V195H3ZM17 196H18V195H17ZM38 196H37V197H38ZM57 196H60V195H57ZM92 196H94V195H92ZM96 196H97V195H96ZM109 196H110V195H109ZM109 196H108V197H109ZM117 196H118V195H117ZM143 196H144V195H143ZM148 196H149V195H148ZM153 196H154V195H153ZM182 196H184V195H182ZM223 196H224V195H223ZM237 196H238V195H237ZM257 196H258V195H257ZM257 196H256V197H257ZM261 196H262V195H261ZM261 196H260V197H261ZM4 197H2V199H3ZM11 197H12V199H13V196H11ZM28 197H29V195H28ZM41 197H42V196H41ZM41 197H40V199H41ZM69 197H70V195H69ZM69 197H68V198H69ZM76 197L78 198V196H76ZM76 197H75V198H76ZM97 197H99V196H97ZM97 197H96V198H97ZM100 197H101V196H100ZM100 197H99V198H100ZM125 197H124V198H125ZM127 197H129V196H127ZM144 197H145V196H144ZM209 197H211V195H210L209 192H208V198H209ZM216 197H217V196H216ZM229 197H231V196H229ZM233 197H231V198L233 199ZM7 198H8V197H7ZM21 198H23V197H21ZM31 198H32V197H31ZM31 198H30V200H31ZM35 198H36V197H35ZM43 198H44V197H43ZM48 198H49V197H48ZM50 198H51V197H50ZM52 198H53V197H52ZM52 198H51V200H49V201L52 202V201H53ZM68 198H67V196H66V198H62V199L65 200V199H68ZM72 198H71V200H72ZM96 198H95V199H96ZM124 198H122V201H121V198H120V201L122 202L121 204L125 203V202L123 201ZM139 198H140V197H139ZM178 198H179V197H178ZM226 198H228L227 195H226ZM252 198L254 199L255 196L252 197ZM261 198H263V197H261ZM14 199H15V198H14ZM23 199H26V198H23ZM32 199H33V198H32ZM36 199H37V198H36ZM36 199H35L34 202L37 201ZM40 199H38V200L40 201ZM53 199H55V198H53ZM56 199H57V198H56ZM60 199H61V197H60ZM60 199H58V200H60ZM83 199H84V198H83ZM87 199H88V198H87ZM89 199H90V198H89ZM93 199H94V198H93ZM93 199H92V202H94ZM107 199H108V198H107ZM179 199H180V198H179ZM193 199H194V198H193ZM197 199L199 200V197L196 198V200H195L196 203H198L199 201L202 200V199H201V200L198 201ZM209 199H211V198H209ZM213 199H215V198L213 197ZM218 199H219V197H218ZM220 199H221V198H220ZM223 199H224V198H223ZM229 199H230V198H229ZM229 199H227V200H229ZM258 199H259V198H258ZM258 199H257V200H258ZM0 200H1V199H0ZM7 200H8V199H7ZM9 200H10V199H9ZM15 200H16V199H15ZM15 200H14V202H16V203H17V200L20 201V200H19V197H17V200H16V201H15ZM21 200H22V199H21ZM27 200H28V202L30 201L29 199H27ZM73 200H74V199H73ZM103 200H104V199H103ZM103 200L101 201V203L103 202ZM117 200H118V198H117ZM125 200H127V198H126ZM139 200H140V199H139ZM215 200H216V199H215ZM215 200H214V201H215ZM224 200H225V199H224ZM248 200H250V198H248ZM255 200H256V199H255ZM260 200H261V199H260ZM260 200H258V201L260 202ZM262 200H264V199H262ZM31 201H33V200H31ZM49 201H48V202H49ZM56 201H57V200H55V202H56ZM69 201H70V199H69ZM69 201H68V202H69ZM89 201H90V200H89ZM89 201H88V202H89ZM107 201H108V200H107ZM107 201H105V202H107ZM113 201H114V200H113ZM120 201H119V202H120ZM128 201H129V200H128ZM197 201H198V202H197ZM211 201H213V200H211ZM24 202L27 203V205H28V207H29L28 210H29V212H30V206H29V205H30V203H33V202H29V204H28V202H27L26 200H25ZM24 202H22V203H24ZM41 202H42V201H41ZM45 202H46V200H45ZM53 202H54V201H53ZM55 202H54V203H55ZM57 202H58V201H57ZM59 202H61V201H59ZM59 202H58V203H59ZM64 202H66V200H65ZM64 202L62 201L61 203L63 204ZM75 202H76V200H75ZM92 202H91V203H92ZM111 202H112V201H111ZM114 202H115V201H114ZM119 202H118V204L121 205ZM158 202H159V201H158ZM166 202H167V201H166ZM201 202H202V201H201ZM209 202H210V201H209ZM222 202H224V201L222 200ZM232 202L235 203V201H232ZM236 202H237V201H236ZM238 202H240V200H239ZM249 202H251V201H249ZM249 202L246 201V204H247V203L249 204ZM253 202H254V201H253ZM256 202H257V201H256ZM256 202H255V203H256ZM261 202H262V201H261ZM1 203H2V202H1ZM5 203H6V202H5ZM5 203H3V204H5ZM39 203H40V202H39ZM43 203H44V202H43ZM54 203H53V204H54ZM70 203H71V201H70ZM73 203H74V202H73ZM76 203H77V202H76ZM76 203H75V204H76ZM97 203L101 204L99 201H98ZM126 203H127V202H126ZM148 203H149L148 205L150 206V202H148ZM152 203H154V207H155V206H156V205H155L156 202H155V201H154V202L152 201ZM185 203H186V201H185ZM185 203H184V206H185ZM192 203H193V202H192ZM192 203H189V204L191 205ZM211 203L213 204V202H211ZM220 203H221V202H220ZM225 203H226V201H225ZM227 203H228V202H227ZM227 203H226V204H227ZM230 203H231V202H230ZM234 203H233V204H234ZM240 203H241V202H240ZM243 203H245V202H243ZM255 203H253L255 206L258 205V204H261V203H256V204H255ZM19 204H21V203H19ZM51 204H52V203H51ZM53 204H52V205H53ZM55 204H56V203H55ZM59 204H60V203H59ZM59 204H57V205H59ZM64 204H65V203H64ZM64 204H63V205H64ZM68 204H69V203H66V205H68ZM75 204H74V205H75ZM103 204L107 205L106 203H103ZM109 204H110V203H109ZM115 204H116V203H112L111 205H109L110 207L108 206V208L111 209V208H112L111 206H113V207H114V206H117V207L119 206V205H117V204L115 205ZM177 204H178V203H177ZM194 204H195V203H194ZM217 204H219V203H218V200H217ZM217 204H216V205H217ZM222 204H223V203H222ZM231 204H232V203H231ZM233 204H232V205H233ZM235 204H236V203H235ZM235 204H234V206H235ZM248 204H247V205H248ZM6 205H7V204H6ZM16 205H17V204H16ZM16 205H15V206H16ZM24 205H25V204H24ZM24 205H23V206H24ZM31 205H32V204H31ZM34 205H35V204H34ZM47 205H48V203H47ZM47 205H46L45 211L48 209V208H47ZM57 205H56V206H57ZM78 205H79V204H78ZM127 205H129V204H127ZM136 205H138V204H136ZM144 205H145V204H144ZM148 205H147V206H148ZM157 205H158V204H157ZM180 205H181V204H180ZM196 205L198 206V204H196ZM200 205H201V203H200ZM202 205H203V206H201V207H204L205 204L202 203ZM223 205H224V204H223ZM241 205H242V204H241ZM244 205H245V204H244ZM247 205H246V206H247ZM251 205H252V204H251ZM4 206H5V205H4ZM4 206H3V208H4ZM7 206H8V205H7ZM9 206H10V205H9ZM9 206H8V207H9ZM12 206H14V205H12ZM18 206H19V205H17V207H18ZM21 206H22V204H21ZM38 206H39V205H38ZM48 206L50 207L51 205H48ZM54 206H55V205H54ZM54 206H53V207H54ZM60 206H62V205L60 204L59 207H60ZM69 206H70V204H69ZM75 206H76V205H75ZM101 206H102V205H101ZM151 206H152V205H151ZM151 206H150V207H151ZM169 206H170V205H169ZM197 206H196V208L200 207V206H198V207H197ZM207 206H208V204H207ZM209 206H210V204H209ZM214 206H215V205H214ZM214 206H213V207H214ZM236 206H237V204H236ZM238 206H239V205H238ZM238 206H237V207H238ZM248 206H249V205H248ZM248 206H247V208H248ZM260 206H261V205H260ZM8 207H7V208H8ZM17 207H15V208H17ZM25 207H27V206H24V208H25ZM31 207H32V206H31ZM34 207H35V206H34ZM36 207H37V206H36ZM40 207H42V204H41ZM57 207H58V206H57ZM59 207H58V208H59ZM70 207H71V206H70ZM76 207H77V206H76ZM76 207H75V208H76ZM99 207H100V206H99ZM103 207L106 208L105 206H103ZM120 207H121V206H120ZM122 207H123V205H122ZM122 207H121V209H122ZM136 207H137V206H136ZM161 207H162V206H161ZM163 207H164V206H163ZM163 207H162V208H163ZM171 207H172V205L170 206V208H171ZM174 207H176V206H174ZM179 207H180V206H179ZM186 207H187V206H185V208H186ZM201 207H200V208H201ZM205 207H206V206H205ZM205 207H204V208H205ZM211 207H212V206H210V209H213V207H212V208H211ZM216 207H221V206L217 205ZM224 207H225V206H224ZM228 207H229V206H228ZM228 207H227V208H228ZM240 207H241V206H239V208H240ZM249 207H250V206H249ZM10 208H11V207H10ZM18 208H19V207H18ZM22 208H23V207H22ZM43 208H44V207H43ZM64 208H65V206H64ZM84 208H85V207H84ZM118 208H119V207H118ZM129 208H130V206H129ZM134 208H135V207H134ZM137 208H138V207H137ZM157 208H158V207H157ZM180 208H181V207H180ZM192 208H193V207H192ZM200 208H199V211H201ZM206 208H207V207H206ZM221 208H222V207H221ZM227 208L224 209V210L221 209L222 211H225L224 215H226V210H227ZM229 208H230V207H229ZM229 208H228V209H229ZM234 208H235V207H233V209H234ZM242 208H243V207H242ZM262 208H263V207H262ZM5 209H6V207H5ZM35 209H36V208H35ZM40 209H42V208H40ZM55 209H56V208H55ZM55 209H53V210L55 211ZM59 209H62V208H59ZM59 209H58V212H59ZM65 209H66V208H65ZM65 209L63 210V212H65ZM69 209H72V208H69ZM73 209H74V208H73ZM73 209H72V210H73ZM78 209H79V208H78ZM98 209H99V208H98ZM100 209H101V208H100ZM114 209H115V208H114ZM114 209H112V210H114ZM123 209H124V208H123ZM127 209H128V208H127ZM131 209H132V208H131ZM141 209H142V208H141ZM151 209H152V207H151ZM164 209H166L167 211L169 210V208L167 209V205H166V208L164 207ZM193 209H194V208H193ZM201 209L203 210V208H201ZM233 209H231V210H233ZM237 209H238V208H236V214L238 213V212H237ZM256 209L258 210L259 207H257ZM18 210H20V209H18ZM22 210L24 211V209H22ZM31 210L33 211V208H32ZM80 210H81V209H79V211H80ZM101 210H102V209H101ZM112 210H111V211H112ZM115 210H116V209H115ZM135 210H136V209H135ZM158 210H160V209H157L156 212H158ZM161 210H162V209H161ZM195 210H196V209H195ZM195 210H194V211H195ZM204 210H209V209L207 208V209H204ZM229 210H230V209H229ZM8 211H9V210H8ZM8 211H7L8 214H9V213H10V214H14V213H11V212H8ZM14 211H17V210L14 209ZM20 211H21V210H20ZM25 211H26V210H25ZM25 211H24V212H25ZM32 211H31L32 214L35 213V212H32ZM34 211H35V210H34ZM38 211H40V210L38 209ZM38 211H36V212H38ZM67 211H68V210H67ZM70 211H71V210H70ZM70 211H68V212H70ZM74 211H75V209H74ZM79 211H78V212H79ZM108 211H109V210H108ZM111 211H110V212H111ZM116 211H117V210H116ZM118 211H119V210H118ZM121 211H122V210H121ZM144 211H146V210H144ZM147 211H148V210H147ZM167 211H166V212L163 211L165 215H166ZM188 211H190L189 208H188ZM213 211H214V209H213ZM222 211H219V212H222ZM247 211H248V210H247ZM247 211H246V212L244 211V214H245V213H246V214H249V213H250L249 211H251V210H249L248 213H247ZM255 211H256V210H254V213H258V212H259V211H258V212H255ZM42 212H43V211H42ZM42 212L40 211V213H42ZM51 212H53V211H51ZM51 212L49 211L48 213H51ZM55 212H56V211H55ZM68 212H66V213H68ZM72 212H73V211H71V213H72ZM106 212H107V211H106ZM149 212L151 213L150 208H149ZM154 212H155V211H154ZM154 212H153V210H152V213H154ZM156 212H155V214H156ZM191 212H192V211H191ZM197 212H198V211H197ZM216 212H217V210H216ZM219 212H218V213H219ZM232 212H233V211H232ZM232 212H231V213H232ZM234 212H235V211H234ZM242 212H243V211H242ZM251 212H252V211H251ZM3 213H5V212L3 211ZM18 213H19V212H18ZM61 213H62V212H61ZM75 213H76V212H75ZM128 213L130 214V212H128ZM128 213H127V214H128ZM144 213H145V212H144ZM150 213H149V214H150ZM160 213H161V212H160ZM177 213H178L177 215H179V218H180L179 221H184L185 219H187V217H189V216L186 215L184 209H179V210H177ZM194 213H196V212H194ZM201 213H202V212H201ZM213 213L215 214V212H212L211 214L213 215ZM222 213H223V212H222ZM239 213H240V215L243 214V213H241V212H239ZM5 214H6V213H5ZM5 214H4V215H5ZM24 214H25V213H24ZM42 214H43V213H42ZM51 214H52V213H51ZM69 214H70V213H69ZM104 214H105V213H104ZM104 214H102L103 217H104ZM106 214H107V213H106ZM113 214H114V213H113ZM113 214L111 213V215H113ZM129 214H128V215H129ZM133 214H136V215H137V212H136V213L132 212L131 215L133 216ZM161 214H162V213H161ZM172 214H173V213H172ZM197 214L199 215V213H197ZM197 214H196V215H197ZM208 214H209V213H207V215H208ZM229 214H230V213H229ZM234 214H235V213H234ZM246 214H245V215H246ZM261 214H262V213H261ZM261 214H260V212L258 213V215H261ZM4 215H1V216H4ZM30 215H31V214H30ZM35 215H36V214H35ZM43 215H44V214H43ZM48 215H49V214H48ZM53 215H56V214L54 213ZM53 215H51V216H53ZM63 215H64V214H63ZM67 215H68V214H67ZM109 215H110V214H109ZM114 215H116V214H114ZM124 215H126V213H125V214L123 213V216H124ZM131 215H130V217H131ZM142 215H143V214H142ZM175 215H176V214H175ZM194 215H195V214H194ZM194 215H193V218L196 217V215H195V216H194ZM198 215H197V218L200 217V216L198 217ZM205 215H206V212H205ZM207 215H206V216H207ZM217 215H218V214H217ZM217 215H213V216H217ZM220 215H221V214H220ZM240 215H235V216H237L238 218H241ZM245 215H243V218H244ZM249 215H250V214H249ZM249 215H248V217H249ZM263 215H264V213H263ZM6 216H7V215H6ZM15 216H16V215H14V217H15ZM20 216H21V215H20ZM20 216H19V218H20ZM25 216H26V215H25ZM51 216H50V217H51ZM56 216H57V215H56ZM56 216H53V217H56ZM60 216H61V215H60ZM79 216H81V215H79ZM79 216H78V217H79ZM82 216H83V215H82ZM116 216H117V215H116ZM116 216H114V217H116ZM138 216H139V215H138ZM138 216H136V217H138ZM143 216H144V215H143ZM145 216H147L148 218H150V217L152 216V214H151L150 217H149L148 215H146V214H145ZM153 216H155V215H153ZM163 216H164V215H163ZM208 216H209V215H208ZM222 216H223V215H221V217H222ZM226 216H227V215H226ZM226 216H225V217H226ZM230 216H231V215H230ZM239 216H240V217H239ZM261 216H262V215H261ZM9 217H10V216H9ZM16 217H17V216H16ZM26 217H27V216H26ZM30 217H33V216H30ZM58 217H59V214H58ZM62 217H63V216H62ZM90 217H91V216H90ZM100 217H101V216H100ZM114 217H113V218H114ZM128 217H129V216H128ZM133 217H134V219H133L134 221H136L137 219H138V220L140 219V218H137V219H136L135 215H134ZM147 217H146V218H147ZM156 217H157V216H156ZM160 217H161V215H160ZM168 217H170V215H169ZM201 217H202V216H201ZM201 217H200V218H201ZM211 217H212V216H211ZM211 217H210V218H211ZM218 217H220V216H218ZM218 217H215L216 221L218 220V219H217ZM221 217H220L219 219H221ZM228 217H229V216H228ZM246 217H247V215H246ZM0 218H1V217H0ZM19 218H18V219H19ZM28 218H29V216H28ZM36 218H37V217H36ZM51 218H52V217H51ZM85 218H87V217H85ZM109 218H110V217H109ZM120 218H122V217H120ZM120 218L116 217V219H120ZM125 218H127V217H125ZM131 218H132V217H131ZM148 218H147V219H148ZM152 218H153V217H152ZM158 218H159V216H158ZM176 218H177V217H176ZM202 218H203V217H202ZM202 218H201V219H202ZM204 218H205V217H204ZM204 218H203V220H204ZM206 218H207V217H206ZM206 218H205V219H206ZM231 218L233 219L234 217H231ZM235 218H236V217H235ZM249 218H250V217H249ZM253 218H254V216H253ZM4 219H5V217H4ZM7 219H8V217H7ZM12 219H13V218H12ZM12 219H11V220H12ZM33 219L35 220V217H34ZM33 219H32V220H33ZM39 219H40V218H39ZM48 219H49V218H48ZM52 219L54 220V218H52ZM57 219H58V218H57ZM64 219H65V218H64ZM69 219H70V218H69ZM75 219H76V218H75ZM77 219H78V218H77ZM80 219H81V218H80ZM80 219H79V220H80ZM97 219H98V218H96V220H97ZM105 219H106V217H104V220H105ZM107 219H108V218H107ZM111 219H112V218H111ZM128 219H129V218H128ZM141 219H143L142 216H141ZM181 219H182V220H181ZM189 219H190V217H189ZM189 219H188V220H189ZM212 219H214V217L211 218V220L207 218V220H209V221H213ZM215 219H214V220H215ZM226 219H227V217H226L225 219L222 217V219H221L220 221L222 222V220H226ZM228 219H230V217H229ZM232 219H231V221H234V219H233V220H232ZM244 219H245V218H244ZM261 219L264 220V218H262V217H261ZM261 219H260V221H261ZM21 220L24 222L23 218H22ZM21 220H20V221H21ZM26 220H28V219L26 218ZM45 220H46V218H45ZM62 220H63V219H62ZM62 220H61V221H62ZM91 220H92V219H91ZM91 220H90V221H91ZM96 220H95V222H96ZM99 220H101V219H99ZM122 220H123V219H122ZM124 220H125V219H124ZM130 220H131V222H130ZM144 220H146V219H143V221H144ZM153 220H154V218H153ZM153 220L151 219V220H149V221L153 222ZM160 220H162V218H161ZM167 220H168V219H167ZM191 220H193V219H190V221H191ZM196 220H199V219H196ZM196 220L194 219V221H196ZM235 220H236V219H235ZM245 220H246V219H245ZM256 220H257V219H256ZM256 220H255V221H256ZM263 220H262V221H263ZM56 221H57V220H56ZM63 221H64V220H63ZM74 221H76V224H68V223H67V225H64V223H63L62 226H61L60 224H59V226H58L57 223H56L57 226H55V224L52 225V224H42V223L39 224V223H33V222H35V221H33V222H31V223H28V222H27V223H25V222L22 223V222H17V221H13V220H12V221H7V220H2V219H1V220H0V264H48L49 261H48V262H46V261H47L48 259L50 260V257L52 256V254L54 253V251L57 250V249H56V246L58 245L57 243H60L61 245H62V243H63L64 245H62V246H64V248H65V246H66V249H65V250H66V253H67V247H68V249L70 248L69 246H71V248H70L71 250H72V247L75 246V247H74L75 250L73 249V251H70V252H73L72 254H74V252L76 253V252H80V251H81L80 253H82V252H84V251H82V250H85V252H86L85 259H87L86 264H87V263H88V264H92V261H93V260H94V261H99V260H96V258H97V256H98V253L100 252V249L103 247L102 245H104L102 241H104V240H106L108 237H112V236H114V237L116 238L117 236H116V235H112V234H119V232H120V231L118 232L119 228H118V230H116V229H117V227H119V226L121 225V223H122V221H121V219H120V220L117 221L120 225L118 226V225H117L118 223L115 224V228H116V229H113V230L117 231V232H118V233H117V232H114V231L111 229V227L109 228L108 226H106V225L108 224L107 222H109V221L106 222V223H107L106 225H105V223H104V225H103V223H102V225H101V224H98V223L95 224V222H93V221H94V220H93L92 222L95 224V225H94L95 227H93V228L91 227V229L88 227L90 221L88 222V220H86V219H84V218H83L82 220H80L78 223H77V220H74ZM114 221H116V220H114ZM139 221H140V220H139ZM139 221H137L138 224L141 223L142 220H141L140 222H139ZM143 221H142L141 224L146 223V222H143ZM158 221H159V220H158ZM158 221H157V222H158ZM171 221H173V219H172V220L170 219L169 224L171 223ZM175 221H176V220H175ZM177 221H178V218H177ZM179 221H178V222H179ZM190 221H188V222L190 223ZM209 221H208V222H209ZM220 221H219V222H220ZM249 221L251 222V220H248L247 223H250ZM257 221H259V219H258ZM262 221L259 222V223H262ZM37 222H38V219H37ZM39 222H40V221H39ZM44 222H45V221H44ZM48 222H49V220H48ZM48 222H47V223H48ZM52 222H55V220L52 221ZM68 222H69V221H68ZM71 222H73V221L71 220ZM98 222H99V221H98ZM100 222H101V221H100ZM103 222H104V221H103ZM120 222H121V223H120ZM127 222L132 223V219H129V221L126 220V223H125L126 225H127ZM157 222H156V223H157ZM188 222H187V223H188ZM201 222H202V221H201ZM206 222H207V221H206ZM242 222H243V221H242ZM252 222H254V219H253ZM45 223H46V222H45ZM50 223H51V222H50ZM69 223H70V222H69ZM90 223H91V222H90ZM111 223H112V222H111ZM115 223H116V222H115ZM148 223H149V222H148ZM161 223H162V222H161ZM185 223H186V220H185ZM185 223H183V222L180 223V224H179V227H180L182 224H185ZM194 223H195V222H194ZM198 223H200V222H197V224H198ZM217 223H218V222H217ZM217 223H216V224H217ZM222 223H223V222H222ZM224 223H226V221H225ZM228 223L230 224L231 222H228V221H227V225H228ZM238 223H239V222H238ZM240 223H241V222H240ZM245 223H246V221H245ZM247 223H246V224H247ZM65 224H66V222H65ZM91 224H92V223H91ZM109 224H110V223H109ZM134 224L136 225V222H135ZM138 224H137V225H138ZM154 224H155V223H153V225H154ZM169 224H168V225H169ZM171 224H172V223H171ZM176 224H178V223H176ZM176 224H175V225H176ZM195 224H196V223H195ZM195 224H194V225L192 224V225H193V226H196L197 224H196V225H195ZM203 224H205L204 221H203ZM207 224H208V223H207ZM207 224H205V226H206ZM218 224H219V223H218ZM255 224H257V225H255ZM255 224H253V229H251V228H252L251 226H250V227H251L250 229H248L247 227H246V228H247L248 230H252V231H253L254 228H255V230L253 231V232L255 233V231H256V229H257L256 227L258 226V222H256ZM112 225H113V224H112ZM116 225H117V226H116ZM123 225H124V223H123ZM126 225H125L124 227H126ZM128 225H130V224L128 223ZM132 225H133V223L131 224V226H132ZM135 225H133V226L135 227ZM139 225H140V224H139ZM139 225H138V226H139ZM148 225H149V224H148ZM148 225H147V226H148ZM151 225H152V224H151ZM151 225H150V226H151ZM168 225H165L164 227L167 228ZM172 225H174V224H172ZM186 225H189V224H186ZM201 225H202V224H201ZM201 225H200V226H201ZM240 225H241V224L238 225V226H239V229H240V228H241V229L244 228V227H243V226H244V222H243V224H242L243 226L241 225L242 227H240ZM250 225H251V224H250ZM254 225H255L256 227H254ZM89 226H90V225H89ZM131 226H130V227H131ZM133 226H132V227H133ZM138 226H136V227H138ZM140 226H141V225H140ZM154 226H156V227H160V225H156V224H155ZM182 226H183V225H182ZM182 226H181V227H182ZM184 226H185V225H184ZM202 226H204V225H202ZM220 226H221V224H220ZM220 226H218V227H220ZM230 226H232V225H230ZM230 226H229V227H230ZM234 226H235V225H234ZM245 226H248V227H249V224H247V225H245ZM261 226H262V224H261ZM261 226H260V224H259V228H260V229H261V228L264 229L263 226H262V227H261ZM121 227H123V226L121 225ZM128 227H129V226H128ZM162 227H163V225H162ZM162 227H161V228H162ZM164 227H163L162 229L165 230ZM169 227H170V225H169ZM176 227H177V226H176ZM191 227H192V226H191ZM196 227H197V226H196ZM198 227H199V225H198ZM206 227H207V226H206ZM213 227H215V226H213ZM222 227H223V226H222ZM222 227H221V228H222ZM113 228H114V227H113ZM126 228H127V227H126ZM150 228H151V227H150ZM185 228H187V227H185ZM200 228H201V227H200ZM203 228H204V227H203ZM223 228H224V227H223ZM232 228H233V227H231L230 229H232ZM110 229H111L112 231H111ZM122 229H123V228H121V230H122ZM128 229H129V228H128ZM128 229H127V232H126V231H123V232H124L125 234H126V233L128 234ZM134 229H135V228H134ZM136 229H139V228H136ZM142 229H143V227H142ZM144 229H145V231H146V226H145ZM159 229H160V228H159ZM170 229H171V228H170ZM172 229H174V228H172ZM182 229H184V228H182ZM188 229H189V228H188ZM194 229H195V227H194ZM196 229H197V228H196ZM208 229L210 230V228H208ZM225 229H226V228H225ZM237 229H238V228H237ZM239 229H238V230H239ZM247 229H244V231L247 230ZM262 229H261V230H262ZM131 230H132V229H131ZM139 230H140L139 232H141V229H139ZM151 230H152V228H151ZM166 230H168V229H166ZM174 230H175V229H174ZM222 230H223V229H222ZM222 230H221V231H222ZM248 230H247V231H248ZM129 231H130V229H129ZM147 231H148V230H147ZM160 231H161V229H160ZM169 231H173V230H169ZM175 231L178 232V230H175ZM184 231L186 232V230H184ZM193 231H194V230H193ZM196 231H197V230H196ZM200 231H201V230H200ZM206 231H207V230H206ZM217 231H218V230H216V232H217ZM228 231H229V230H228ZM233 231L236 232L237 230H234V229H233ZM240 231H243V230H239V232H240ZM257 231H259V229H258ZM257 231H256L255 234H257ZM262 231L264 232V230H262ZM262 231H260V232H262ZM134 232H135V230H134ZM136 232H137V231H136ZM149 232H150V231H149ZM151 232H152V231H151ZM153 232H154V231H153ZM161 232H162V231H161ZM161 232H160V233H161ZM176 232H175V233H176ZM190 232H192V231H190ZM194 232H195V231H194ZM210 232L212 233V230H211ZM223 232H224V230H223ZM226 232H227V231H226ZM226 232H225V233H226ZM248 232H249V231H248ZM250 232H251V231H250ZM260 232H259V233H260ZM141 233H142V232H141ZM154 233H156V232H154ZM154 233H153V235H154ZM158 233H159V232H158ZM173 233H174V232H173ZM175 233H174V234H175ZM180 233H181V232H180ZM195 233H197V232H195ZM204 233H205V232H204ZM204 233H203V230H202L201 233L199 232V235H200V234H204ZM207 233H209V232L207 231ZM211 233H210V234H211ZM214 233H215V232H214ZM218 233H219V232H218ZM230 233H231V231H230ZM245 233H246V232H245ZM245 233L243 232L244 235H245ZM120 234L123 235V233H120ZM130 234H132V232H131ZM138 234H139V233L137 232V235H138ZM188 234H189V233H188ZM191 234H192V233H190L189 235H191ZM193 234H194V233H193ZM223 234H224V233H223ZM223 234H222V235H223ZM228 234H229V232H228ZM234 234H237V233H234ZM260 234H261V233H260ZM132 235H133V234H132ZM132 235H131V236H132ZM145 235H146V234H145ZM149 235H151V234H149ZM156 235H157V233H156ZM170 235H171V233H170ZM170 235L167 234V237H168V236L170 237ZM176 235H177V233H176ZM189 235H187V236H189ZM194 235L196 236V234H194ZM213 235H214V234H213ZM240 235H241V234H240ZM246 235H247V234H246ZM246 235H245V237H246ZM263 235H264V234H263ZM124 236H125V235H124ZM124 236H123V237H124ZM126 236H127V238H129L128 235H126ZM126 236H125L124 238H126ZM129 236H130V235H129ZM133 236H134V235H133ZM171 236L173 237V234H172ZM211 236H212V234H211ZM214 236H215V235H214ZM216 236H219V234H216ZM216 236H215V237H216ZM224 236H225V234H224ZM224 236H223V237H224ZM231 236H232V235H231ZM233 236H234V235H233ZM250 236H251V235H250ZM250 236H249V239H250ZM253 236L255 237V236H257V235H253ZM253 236H252V240H253V238H254ZM118 237H121V236L118 235ZM134 237H135V240L138 241L137 239H139V238H137V236H134ZM138 237H139V236H138ZM140 237H141V236H140ZM146 237H147V236H146ZM165 237H166V235H165ZM172 237H171V238H172ZM183 237H184V236H183ZM197 237H198V236H197ZM201 237H202V236H201ZM204 237H205V236H204ZM227 237H228V235H227ZM227 237H226V238H227ZM236 237H237V235H236ZM238 237H239V239H240V236H238ZM245 237H244V238H245ZM247 237H248V236H247ZM258 237H259V236H258ZM121 238H122V237H121ZM121 238H120V239H121ZM124 238L121 239V241L124 240ZM132 238H133V237H132ZM136 238H137V239H136ZM142 238H143V236H142ZM142 238H141V239H142ZM150 238H152V236H151ZM163 238H164V237H163ZM173 238H174V237H173ZM173 238H172V239H173ZM177 238H178V237H176V239H177ZM184 238H185V237H184ZM186 238H187V237H186ZM186 238H185V239H186ZM190 238H191V237H190ZM193 238H194V237H193ZM193 238H192V239H193ZM211 238H212V237H211ZM211 238H210V239H211ZM213 238H214V237H213ZM216 238H217V237H216ZM220 238H222V236L219 237V239H220ZM232 238H233V237H232ZM241 238H243V236H242ZM244 238H243V239H244ZM98 239H100V242H99ZM110 239H112V238H110ZM130 239H131V238H129V240H130ZM141 239H139V241L137 242V244L141 241ZM148 239H149V238H148ZM157 239H158V237H157ZM159 239H160V238H159ZM164 239L166 240V238H164ZM167 239H168V238H167ZM174 239H175V238H174ZM174 239H173V240H174ZM178 239L180 240L181 238H178ZM185 239H184V240H185ZM192 239H191V240H192ZM200 239H201V238H200V236H199V240H200ZM202 239H203V237H202ZM229 239H231V238L229 237ZM243 239H242V241H243ZM260 239H261V237H260ZM115 240H116V239H115ZM129 240L126 239V240H124V242L127 241V243H128ZM143 240H144V239H143ZM160 240H162V239H160ZM160 240H159V241L157 240V241L160 242ZM186 240L188 241L189 239L187 238ZM207 240H208V239H207ZM212 240H214V239H212ZM222 240H224V239H222ZM222 240H221V241H222ZM235 240H236V239H235ZM254 240H255V239H254ZM254 240H253V241H254ZM256 240H258V239L256 238ZM261 240H262V239H261ZM263 240H264V239H263ZM263 240H262V241H263ZM106 241H107V240H106ZM109 241H111V240H109ZM119 241H120L119 239H118L117 242H114V241H113L114 243L112 242L113 244L111 243L110 246H108V244H107L108 247H111V246H112L113 253H115L116 256H118V255L120 254V253H119V251H120L119 244H120L121 241H120V242H119ZM136 241H135V242H136ZM144 241H145V240H144ZM144 241H142V242H144ZM157 241H156V244L158 243ZM170 241H171V240H170ZM170 241H169V242H170ZM187 241H186V242H187ZM192 241H193V240H192ZM195 241L199 242V241L196 239V237H195ZM195 241H194V242H195ZM201 241L203 242L204 240H201ZM215 241H216V240H215ZM221 241L217 240L216 243L221 242ZM230 241H231V240H230ZM232 241H233V239H232ZM240 241H241V239H240ZM240 241H239V243H238V241H237V243H238L239 245H240V244H241V245L243 244L244 248H243V246H241V248H243V250L245 249V247H248L247 244H246L247 246L244 245L246 242H245V243H243V242L240 243ZM124 242H122V243H124ZM130 242H131V240L129 241V243H130ZM154 242H155V239H154ZM183 242H184V241H183ZM188 242L191 243L190 241H188ZM202 242H201V244H202ZM204 242H205V245H206V243H207L208 241L205 240ZM224 242H225V240H224ZM224 242L222 241V244H223ZM247 242H248V241H247ZM256 242H257V241H255V243H256ZM122 243H121V244H122ZM129 243H128V244H129ZM140 243H141V242H140ZM145 243H148V242L145 241ZM177 243H179V245L183 244L182 242H181V243H180V242H176V243L174 242L175 245H176ZM192 243H193V242H192ZM192 243H191V244H192ZM214 243H215V242H214ZM253 243H254V242H253ZM258 243H259V242H258ZM91 244H92V245H91ZM121 244H120V245H121ZM124 244H125V243H124ZM128 244H127V245H128ZM142 244H143V243H142ZM152 244H154V243H152ZM156 244H155V247H156ZM162 244L164 245V243H160V245H162ZM174 244H173L172 247H174ZM185 244H186V243H185ZM193 244H194V243H193ZM196 244H197V243H195V246H196ZM207 244H208V243H207ZM211 244H212V243H211ZM219 244H220V243H219ZM228 244H229V242H228ZM233 244H234V243H233ZM233 244H231L230 246H232ZM238 244H237V245H238ZM248 244H250V242H249ZM256 244H257V243H256ZM138 245H140V244H138ZM147 245H148V244H147ZM163 245H162V246H163ZM177 245H178V244H177ZM179 245H178V246H179ZM189 245H190V244H189ZM189 245H188V246H189ZM199 245H200V243H199ZM205 245H204V246H205ZM251 245H254V244H251ZM257 245H258V244H257ZM257 245H256V247L258 248L259 245H258V246H257ZM104 246H105V245H104ZM128 246H129V245H128ZM128 246H127V247H128ZM142 246H143V245H142ZM145 246H146V245H145ZM145 246L143 247V250H144ZM152 246H153V245H152ZM152 246H151V247H152ZM165 246H167V245H165ZM178 246H177V248L179 249ZM181 246H182V245H181ZM181 246H180V248H181ZM201 246H202V245H201ZM207 246H208V245H207ZM209 246H210V245H209ZM214 246H215V245H214ZM214 246H213V247H214ZM224 246H227V245H224ZM224 246L222 247V249L225 248L224 250L227 251V247H224ZM261 246H262V244H261ZM261 246H260V247H261ZM57 247H60V245H58ZM105 247H106V246H105ZM149 247H150V246H149ZM159 247H160V246H159ZM163 247H164V246H163ZM163 247H160V248H163ZM170 247H171V246H170ZM183 247H184V246H183ZM183 247H182V249H183ZM189 247H190V246H189ZM205 247H206V246H205ZM217 247L220 248L221 246L219 245V246H217ZM237 247L240 248V246H237ZM256 247H255V248H256ZM260 247H259L258 249H260ZM62 248H63V247H62ZM62 248H61V249H62ZM137 248H138V246H137ZM146 248H147V246H146ZM160 248H159V249H160ZM168 248H169V247H168ZM168 248H166V249H168ZM174 248H175V247H174ZM174 248H172V249H173V252H174ZM177 248H176V249H177ZM187 248H188V247H187ZM192 248H193V247H192ZM199 248H200V247H199ZM199 248H198V250H199ZM233 248H234V249H231V248H230L231 251H232V250H235V248H236V247H235V244H234ZM241 248H240V250H241ZM251 248L254 249V247H252V246H251ZM257 248H256V249H257ZM261 248H262V247H261ZM263 248H264V246H263ZM263 248H262V250H263ZM109 249H111V248H109ZM128 249H129V248H128ZM139 249H140V248H139ZM152 249H153V248H152ZM159 249H158V248H157V249L155 248L154 250L156 251V250H159ZM164 249H165V248H164ZM169 249H170V250H168V251L166 250V253H165V254H167V252L172 251L171 248H169ZM176 249H175V251H176ZM182 249H181V251H182ZM201 249H202V247H201ZM205 249H207V248H205ZM211 249H213V248H211ZM215 249H217V248L215 247ZM237 249H238V248H237ZM256 249H255V250H256ZM58 250H59V248H58ZM65 250H64V251H65ZM137 250H138V249H137ZM149 250H150V249H149ZM149 250H148V251H149ZM162 250H163V249H162ZM202 250H203V249H202ZM218 250H219V249H218ZM246 250H247V249H246ZM248 250L251 251L250 248H249ZM255 250H254V251H255ZM262 250H260V251H262ZM64 251H63V252H64ZM101 251H102V250H101ZM130 251H131V249H130ZM135 251H136V250H135ZM139 251H142V250H138V252H139ZM150 251H151V253H154V252H155V251H153V250H150ZM191 251H192V249H191ZM193 251H194V250H193ZM199 251H200V250H199ZM207 251H208V250H207ZM210 251H211V250H210ZM226 251H225V252H226ZM229 251H230V250L228 249L227 252H229ZM231 251H230L229 253H231ZM254 251H253V252H254ZM257 251L259 252V250H257ZM68 252H69V251H68ZM121 252L123 253V251H121ZM138 252H137V253H138ZM142 252H143V251H142ZM142 252H141V253H142ZM146 252H147V251H146ZM146 252H145V253H146ZM158 252H159V251H158ZM182 252H183V251H182ZM202 252H203V251H202ZM208 252H209V251H208ZM232 252H234V251H232ZM238 252H239V251H238ZM243 252H244V251H243ZM243 252H242V253H243ZM245 252H246V251H245ZM101 253H102V252H101ZM107 253L110 254V251H109V252L107 251ZM122 253H121V254H122ZM145 253H144V254H145ZM148 253H149V252H148ZM148 253H146L147 256H148ZM155 253H156V252H155ZM155 253H154V254H155ZM183 253H184V252H183ZM183 253H182V254H183ZM186 253H187V252H186ZM188 253H189V252H188ZM199 253H200V252H199ZM199 253H198V256H200ZM255 253H256V251H255ZM55 254H57V252H55ZM60 254H61V253H60ZM126 254H128V256H129L130 253L127 252ZM146 254H145V255H146ZM154 254H153V255H154ZM159 254H161V253H159ZM172 254H173V253H172ZM189 254H190V253H189ZM189 254H188V255H189ZM200 254H201V253H200ZM206 254H207V253H204V252H203V255H204V256H206ZM211 254H212V253H211ZM224 254H225V253H224ZM227 254H228V253H226V255H227ZM232 254H233V253H232ZM238 254H239V253H238ZM238 254L236 253V255H234V256H233V255H230L231 257L229 256L230 258L228 259L229 261H228L227 263H229V264H248V261L251 260V259H250L251 257L248 258V256H246L247 258H244L243 256H241V254H239V255H238ZM245 254H246V253H245ZM248 254H249V252H248ZM259 254H260V253H259ZM259 254H258V256H259ZM262 254H264V253L262 252ZM76 255H77V254H76ZM80 255H81V254H80ZM113 255H114V254H113ZM123 255H124V254H123ZM130 255H131V254H130ZM136 255H137V254H136ZM138 255H140V254H138ZM138 255H137V257H138ZM149 255H150V253H149ZM167 255H168V254H167ZM170 255H171V254H170ZM214 255H215V254H214ZM252 255H254V254L252 253ZM65 256H66V254H65ZM70 256H71V253H70ZM74 256H75V254H74ZM83 256H84V255H83ZM110 256H111V255H110ZM116 256H113V257H116ZM120 256H121V255H120ZM124 256H126V255H124ZM124 256H122V257H123L122 259H124V258H128L127 256H126V257H124ZM141 256H142V258H143V255H141ZM157 256H158V255H157ZM175 256H176V255H175ZM185 256H186V254H185ZM220 256H221V254H220ZM222 256H223V253H222ZM222 256H221V257H222ZM258 256H257V258H258ZM262 256L264 257V255H260V257H262ZM103 257H104V256H103ZM105 257H107V255H105ZM118 257H119V256H118ZM129 257H130V256H129ZM145 257H146V256H145ZM145 257H144V259H145ZM150 257H152V256L150 255ZM153 257H154V256H153ZM155 257H156V256H155ZM173 257H174V256H173ZM188 257H189V256H188ZM200 257H202V256H200ZM225 257H226V256H225ZM225 257H223V258H225ZM254 257H255V256H254ZM254 257H253L252 260H256V258L254 259ZM260 257H259V258H260ZM263 257H262V258H263ZM53 258H54V257H53ZM70 258H71L70 264H72V263H76V262H77L76 260H78V256H77V257H73V256H71ZM72 258H76L75 262H74V259H72ZM110 258H111V257H110ZM158 258H159V257H158ZM170 258H171V257H170ZM176 258H177V257H176ZM195 258H196V257H195ZM197 258H199V257H197ZM197 258H196V259H197ZM203 258H204V257H203ZM213 258H214V256H213ZM213 258H212V259H213ZM218 258H219V257H217V258H215V259H218ZM82 259H83V258H82ZM97 259H99V258H97ZM112 259H113V258H112ZM116 259H117V258H116ZM118 259H121V258H118ZM128 259H129V258H128ZM144 259H143V260H144ZM152 259H154V258H152ZM179 259H180V258H179ZM185 259H186V258H185ZM187 259H189V258H187ZM204 259H205V258H204ZM204 259H203V260H204ZM207 259H208V258H206V260H207ZM212 259L209 258V260H212ZM51 260H52V259H51ZM68 260H69V259H68ZM68 260H67V261H68ZM72 260H73V262H72ZM80 260H81V257H80ZM103 260H104V259H103ZM107 260H109V258H108V259H105V261H103V262H106ZM134 260L136 261V256H135V259H134ZM141 260H142V259H140V261H141ZM156 260H157V259H156ZM160 260H161V259H160ZM203 260H202V261H203ZM206 260H204V261H205V264H206ZM209 260H207V261L209 262ZM221 260H223V259H221ZM226 260H227V259H226ZM262 260H264V259H262ZM67 261H66V262H67ZM82 261H83V260H82ZM82 261H81V262H82ZM100 261H101V260H100ZM129 261H131V259H129L128 262H129ZM171 261H173V260H171ZM202 261H201V262H202ZM223 261H224V260H223ZM256 261L258 262V260H256ZM81 262H80V263H81ZM107 262H109V261H107ZM143 262H144V261H143ZM152 262H153V260H152ZM157 262H158V261H157ZM163 262H165V261H163ZM178 262H179V263H178ZM178 262H177V263L180 264V261H179V260H178ZM184 262H185V261H184ZM187 262H188V261L186 260L185 263H186V264H189V263H187ZM195 262H196V261H195ZM208 262H207V263H208ZM210 262H211V261H210ZM212 262H213V261H212ZM212 262H211V263H212ZM250 262H251V261H250ZM254 262H255V261H254ZM260 262H261V261H260ZM78 263H79V262H78ZM95 263H96V262H95ZM115 263H116V262H115ZM139 263H140V262H139ZM141 263H142V262H141ZM145 263H146V262H145ZM161 263H162V262H161ZM167 263H168V261H167ZM167 263H166V264H167ZM169 263H170V262H169ZM182 263H183V262H182ZM182 263H181V264H182ZM220 263H221V262H220ZM225 263H226V262H225ZM255 263H256V262H255ZM66 264H67V263H66ZM81 264H82V263H81ZM83 264H84V261H83ZM104 264H105V263H104ZM113 264H114V263H113ZM118 264H119V263H118ZM133 264H134V262H133ZM142 264H143V263H142ZM152 264H153V263H152ZM172 264H173V263H172ZM190 264H191V262H190ZM200 264H201V263H200ZM202 264H203V263H202ZM209 264H210V263H209ZM223 264H224V263H223ZM252 264H254V263H252Z\"/></svg>",
  "mask_w": 264,
  "mask_h": 264
}]
</instances>
